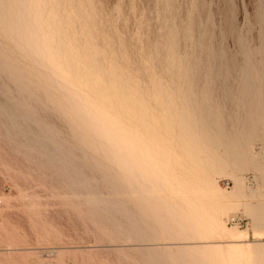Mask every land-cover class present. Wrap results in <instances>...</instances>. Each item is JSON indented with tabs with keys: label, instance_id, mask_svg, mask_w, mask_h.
Returning <instances> with one entry per match:
<instances>
[{
	"label": "rangeland",
	"instance_id": "1",
	"mask_svg": "<svg viewBox=\"0 0 264 264\" xmlns=\"http://www.w3.org/2000/svg\"><path fill=\"white\" fill-rule=\"evenodd\" d=\"M0 1H2V0H0ZM14 1L15 0H12V1L11 0L10 1H4L3 0V2H0V6L2 3V8L7 7V10L4 9V10H6L7 14H5V12H3L4 14L2 13L3 9L0 11V14L2 13L0 15V18H1L0 22H3V25H4V23L6 21V25L4 26L5 32L6 31L8 32L9 28L12 27L11 25L8 26V24H7L8 22L6 19V18H8L7 15L11 14L10 10L12 11L16 7L14 9L16 11H14V10L13 11L18 12L17 9L20 7L22 8L25 4H26V7H24V8H26V10H27V8L29 7V4H30L29 1L32 2L30 4V7H31L32 4H34L36 0H34V2H33V0H27V1L25 0V2L23 0L24 4L22 2L19 3L21 0L20 1L17 0L18 2L16 1V3L18 5L23 4V6H20V7H18V5L16 6V4H14ZM44 1L45 2L49 1V2H47V4H45V2H44V5L46 7L48 5V3L51 4V2H54L55 0H53V1L44 0ZM59 1L62 2V4H63V2L65 3L67 0H62V1L59 0ZM75 1L72 0L73 3L71 1L70 2L68 1L72 5L69 4L68 2L65 3V5H67L68 9H70V10L72 7L76 6L77 8L74 7L72 10V12L73 11L77 12V13L73 12V14L76 16V20L78 19V16L83 15L81 17H83V19H86L87 21L86 20H84V21H86L87 23L83 22L81 19V20H77V21L79 23L81 21L83 24H78L77 21L75 20L74 15H73L74 19L68 20L69 21L68 22L67 18L69 16V14H70V16L68 19L73 18V16L71 17L72 12L70 13V10H68V12H69L68 13L66 10L67 6L65 7L63 5L64 9L66 10V11H64V9L62 8L63 7L62 4L59 5L60 2H58V0L55 1L56 3L54 2L55 3L54 5L51 4V6L54 8L55 7L58 8L59 6H62L60 8H62L63 11H61V9H60L59 14H58L57 12H58L59 8H58V10L55 8L57 11L56 10L54 11V8L50 7V4H49L48 8L46 7V10L43 9V11L45 10L44 12L41 11L42 12L41 14H44L42 16H44L45 19L47 18L46 15L48 16L47 12H49V16H52V15L56 16L57 15V16H59L58 18H60V15H61V17L66 16V19L60 18V22L63 24L62 25L63 27L61 28V30L63 31L64 30L63 28H65V31H66V32L64 31L65 33H67V31H69L67 35L65 34L64 38L66 39L65 43L66 44H67V42L69 43V44H67V46L70 44L71 45L75 44L72 47H71V45L68 46L70 49H72V48L75 49L76 48L75 46L78 44V46H77L78 49L76 48V50H75L76 51L75 63L82 66L83 65L82 63L86 58V59H88V63H86V65L88 64V66H89V64L94 63V62H92L94 58H96V60L97 59L99 60V61L97 60L99 62L98 64L94 63V65H93L94 67L93 66L90 67L92 64L88 67L90 70H92L91 71L92 76H90V77H89V75L91 74V72L89 71V69L85 68L86 66L85 67L82 66L84 68L83 72L81 70L82 68L79 69V70H81V73L78 69H77V71L75 70L76 74H75V72L71 73L74 76H71V79H70L71 74H70V71L68 70L67 65L65 63H63L65 66L63 64H62L63 65L62 66L60 63L58 65L57 63L62 62V59L60 57H58V55H55L54 51H53V52H51L54 54V55H52L53 56L52 61L50 62L49 59H47V62L49 61L48 63L50 65L52 62H54V59H55V62H54L55 64L52 66V64H53L52 63L50 66H52V68H54L55 65L57 64L56 66H58L59 70H57L56 69L57 67H55L54 72L56 70H57V72H60V70L62 71V72H60V74L55 72L56 74L54 73L55 74L54 75L53 73H50V72H53V69L51 71V67H49V65H48V67L50 68V70H48V68H46V67H43L45 65L47 66V64H48L47 62H45L46 59L44 61V58L42 57L43 55H41V57H40L42 59H40L38 57L39 61L36 60V58H37L36 55L38 56L40 54H43V52H39V53L33 52V55H35V58H34V56L32 54H30L32 51L30 53L27 52V48L30 50V47H26V46L30 43L26 42L27 40L25 38H22L20 40L19 39L20 37H18V39H17V34H16V32H14V30L12 28H11L12 31L9 30L10 32H8L9 36H8V34L4 33L3 30H2V32H0V35L3 33V34H6V36L8 37L7 38L6 36L1 35L2 39H0V40H2V41L4 39H5V41H9V39L11 38L10 39L11 43L15 44L17 41L20 40L19 42H17V44H18V46H20V44H21V46H20L21 48L19 47V49L22 52L21 53L19 51L18 47H16L17 45H15L16 48L13 47V52H14V54H13V52L11 50L12 47H10L12 44H10L8 42V44L7 45L5 44L6 45L5 46L4 45V43H6L5 41H3L4 42L3 44L0 43V45L2 44L5 47V48H3L2 45L0 46L1 47L0 48V56L5 50H7L9 48L11 50V51H9V53H7L8 50L6 52H4V54L7 53L9 55L8 56V55L3 54V56H5V59L2 56L0 57V58L4 59L3 63L5 64V66L2 65L1 61H3V60H0V66L2 65L3 67L7 68L6 67V62H7V65L9 67L8 69L11 70V73H10V70L7 69L10 73L9 74V73H7L8 71L5 68L3 69L2 66L0 67V70H1V68L3 70V71L1 70L2 73L0 72V108L2 107L0 109V111H1L0 114L1 113L4 114V115H2V114L0 115V264H172L173 259H174V261L178 260L177 263H176V261L175 262L173 261L174 264H193V263L194 264H204V263L205 264H264V169L254 170L256 168L253 169V167H251L247 162L244 164L243 167H241L239 169L235 168V166H236L235 162H236V159L238 158L239 155L243 156L244 158L248 157L247 159H249L250 157H262V158H264L263 157L264 156V123H262V122H264V121H262V120H264V100H263L264 97H262L264 95V78H262V77H264V0H87V1L82 0L81 2L84 4H81V2L79 0L77 2H75ZM6 2L9 3L7 5L11 4L13 6V8L10 6L8 7L6 5ZM78 2H80V3H78ZM4 3L6 6H4ZM76 3H78V4H76ZM80 5L81 6L83 5V8L80 7ZM69 6H71V7H69ZM84 7H85V9H84ZM49 8L50 9L52 8V9L48 10ZM75 8H76V11L74 10ZM0 9H1V7H0ZM20 10L23 11V8L19 9V11ZM77 10L79 11V13ZM82 10H83V12H82ZM23 12H25V10ZM54 12H56V15ZM60 13H62V14H60ZM13 14L14 13L12 12L11 15H13ZM66 14H68V16ZM79 14H81V15H79ZM86 14H87V17L89 16L88 18L86 17ZM84 17H86V18H84ZM79 19H80V17H79ZM43 20L44 19L41 18V21H43ZM47 20L49 21L48 18H47ZM61 20L64 22H62ZM70 21H73V22H70ZM43 23L45 24L46 21L44 20ZM66 23L69 25L71 23V25L73 27L76 24L77 27L75 26V28L73 30H71L70 28L67 27L68 25ZM84 23H85V26H83L84 28L86 27L88 29L90 27L88 30L85 28L87 31L83 27H80V26L84 25ZM45 26H46V24H45ZM64 26H66V27H64ZM0 27L2 29H4V27L2 25ZM60 27H61V25H60ZM45 28L46 27H44V29ZM6 29H8V30H6ZM41 29H42V27H41ZM82 29H84L82 32H84L88 35H92V36L89 37L88 35L86 36V34L83 35L84 33L81 32ZM36 30H38V29H36ZM76 30H77V32H76ZM12 32L15 33L16 38L13 36L14 34ZM40 32H43V34H40V33L38 34V35H41L40 37L43 36V38L40 39V40H43L42 41V44H43V42L48 41V39H47L48 32L46 29L45 30L46 36L44 35V30L43 31L40 30ZM10 33L13 34L12 35L13 37L12 36L10 37ZM71 33H72V36H71ZM91 37L93 40L91 39ZM13 38L16 41H14ZM86 38H88L87 40H89V39H91V40L87 41ZM71 39H72V43H71ZM22 40L25 41L26 45L23 43ZM2 41H0V42H2ZM82 41L83 42L85 41L84 44L82 43ZM76 42H77V44H76ZM22 43L24 46L22 45ZM48 43H49V41L46 43V45ZM49 44L51 46V43H49ZM8 45H10V46H8ZM12 46H14V45H12ZM28 46H30V45H28ZM80 46H81V51H80ZM25 47H26L25 51L27 53H25L23 51V49ZM45 47H48V46H45ZM89 47H91L92 49H95L93 51L95 54L92 53L95 57L91 54L92 49ZM99 47L101 49H99ZM102 48H103L104 52L102 51ZM1 49H3L2 50L3 52L1 51ZM90 50H91V52H90ZM96 50H97V52H96ZM107 50L109 52H107ZM98 52L99 53L103 52V53L101 55H99ZM19 53L22 56L25 54V59L24 58L21 59L19 57V55H17ZM11 54H12V56H11ZM27 54L32 55L33 57L28 56ZM77 55H79V58ZM102 55L104 56V58ZM108 55H112V57L108 56ZM246 55H248V57ZM7 56H8V59L6 58ZM13 56H15V57H13ZM105 56L106 57L108 56L109 58L111 57L110 61L113 58L114 62H113V60L110 62L109 58L107 57L108 58L107 59V58H105ZM160 56H161V58H160ZM16 57H18V58H16ZM30 57H32V58H30ZM57 57H58V61H56ZM81 57H85V58H82V60H81ZM89 57H91V58H89ZM172 57L173 58L175 57V59H176V61L174 63V64H176V67L174 64H172L170 62V59ZM14 58L25 61V63H27L28 65L30 64L29 66L28 65L24 66L26 69V70L24 69V71H28L27 68H29V69L32 68L33 71L31 72V70H29L28 72L31 73L30 75H34V74L35 75L32 78V76H30L29 73L27 72L29 75L28 78L30 77L32 79H35V82L36 81L43 82L40 84L44 85L43 87L45 89L43 87H41V85H39V83L29 81V84L32 86L29 85V87H31V90L29 88L28 89L31 92V94L33 92H34V94L31 95L28 92L27 95L25 96L24 94H26L28 89H27V86L24 85V82H26L25 80H28V79H27V76H25L26 72L24 75H22L19 72L20 69L18 68L20 66V68H22V70H23L24 67H21V66L24 65V62L22 63L20 60H16L17 64L16 63L14 64L15 61L14 62L11 61V60H15ZM33 58L35 59V61H33L34 60ZM77 58L81 64L79 63V61L77 62ZM89 59H91V62H89L90 61ZM27 60H29L31 62H29V61L27 62ZM100 60H102V61H100ZM17 61L18 62L20 61L22 63V65H21V63L19 65V63ZM41 61H44V62H41ZM86 61L87 60L84 61V64ZM38 62H40L42 64L44 63V65L39 66ZM107 62H108L109 66L107 65V67H106L105 64ZM143 62H144L145 66L142 64ZM162 62H163V64L161 65ZM11 63L14 65H17V66L13 65L14 68L16 67L17 69L12 68L13 66H10V65H12ZM100 63H103L104 66H102L103 64L101 65ZM110 63H112L113 66H115V67H113ZM114 63L117 66L114 65ZM165 63H166V65H165ZM34 64H35V66H33ZM36 64H38V67H40V68H37L38 70L39 69L44 70V68H46L45 72H46V70H47V72L50 71L48 74L47 73L46 74L47 75L50 74V76H52L51 79H53V81L57 80V79L60 80V78H61V80H60L61 82L58 81L60 84L58 82H56V85H55L54 83H52L53 81H51L50 77L46 76L45 74L44 75L47 79H44V81H43L44 75L42 74V70H41V72L39 71L40 73L37 72L38 70H34L37 66ZM206 64H208V65H206ZM60 65L62 66V68L67 67L65 69V71L62 70ZM96 65H98L99 67ZM78 67L79 66H77L76 68H78ZM105 67L107 69H109L111 67H113V68L109 69L108 70L109 72H108L107 69H105ZM117 67H118V69H117ZM246 67L249 68L250 72L252 71L249 79H250L251 83L252 82L253 83H252V90L248 94L249 97H248L247 101H244V103L246 105H244L243 100L240 98V94H241L240 88L243 85V79L245 78L244 77L245 71H243V70H245ZM94 68H95V70L93 71ZM144 68L146 70H144ZM186 68H187V70H186ZM13 69L18 70V72L15 71L17 77L21 74L22 76H20V78L22 79V77H23L25 79V80L22 79V81H23L22 83H20V84L18 83V82H21V81H18L19 78H18V80H15V79H17V77L14 78V75L12 74ZM112 69H114V70H112ZM170 69H171V72H170ZM22 70H21V72H23ZM86 70L89 71V73H87V72L85 73L84 71H86ZM96 70L101 71L103 75L97 74V73H101V72H98ZM111 70H112V73L114 74L113 76L109 75V73L111 74ZM121 70L124 71L126 76H123L124 74ZM177 70H178V72H177ZM202 70L204 73L202 72ZM78 71H79V74H82V76L83 75L85 76V74H87V76H85L86 79H83L84 77L82 79L85 82H87V85H86V83H84V84L86 85L87 88L90 89V90L88 89V91L92 90L90 88V85L88 84L90 81L94 82V80H95L94 85L96 84V79H90L91 77L92 78L95 77L96 74L101 76V77L98 76V78L95 77V78H97L98 82H100L99 78L103 79L105 76H108V77L110 76L109 77L110 79L114 78L113 80H111V81H114L113 83H116L115 81L117 80V83H118V85L116 83L117 89L115 88L116 91H114V88H112V87H116V85L113 83H110L109 82L110 79L106 77L108 79V81L106 78L103 80L106 82V85L108 86L109 90H107L108 88H107V86H105L104 82L103 83L101 82L100 86H102V87L97 85L99 83L96 84L97 87H100L101 89L98 88V89H96V91L92 90V92H87V89L83 86L84 84L81 82L83 80L79 77L80 75L77 73ZM114 71H118V74L120 73L119 74L120 76H118V74L116 76L115 73H117V72H114ZM241 71H243V72H241ZM45 72L43 71V73H45ZM105 72L106 73L108 72V73L106 74ZM221 72L223 73V75L220 74ZM37 73L40 76L37 77L36 76ZM63 73L65 75H63ZM94 73H96V74H94ZM170 73H172V75H170ZM239 73H241V74H239ZM57 74H59V75H57ZM194 74H196V75L193 76ZM8 75L11 76L10 78L13 77V79L11 80L10 78H8L9 77ZM53 75L55 76V78H53L54 77ZM56 75L59 77L57 78ZM77 75L80 79L77 78ZM67 76H68V80H71V82H69L67 80ZM36 77L37 78L40 77L41 80L37 79ZM87 77H88V81H87ZM118 77L120 79H118ZM121 77H123L125 84H123ZM125 77H127V80L129 79V81L131 79L130 82L135 81L136 85L133 83V84H130L133 88L130 87V85H128L130 82H127ZM170 78H171V80H169ZM172 78H174L175 80H173ZM256 78H257V80H256ZM32 79H30V80H32ZM72 79H74V80L72 81ZM78 80H81L79 82H81L83 84V85L81 84L82 87L79 85L80 83L78 84V82H77ZM14 81H15V84L13 83ZM185 81H187V82H185ZM220 81H221V83H220ZM16 82H17V85H16ZM44 82H46V85ZM62 82L68 83L69 86L71 84H73L72 85L73 88L71 86V88H72L71 89L70 87H68V85L66 83H64L65 84L64 85ZM73 82L76 83V86L74 85ZM155 82H156L157 86H156ZM255 82H257V83H255ZM26 83L28 84V82H26ZM33 83H34V85H33ZM69 83H71V84H69ZM109 83L112 84V86ZM151 83L154 84V86ZM230 83H231V85H230ZM258 83H261V84H258ZM18 84H19V86H18ZM120 84L122 86L127 84L126 89H127V87H129V91H127V92H131V91L133 92V93L131 92V94L130 93H128V94H130V97L133 94H137L138 95L137 98L140 99V100L138 99V101H141V100L143 101L144 100V99H142L144 96L143 94H145V95L147 94L145 96L146 99L144 100L143 103L146 102L147 98H150V99H148V101L150 102L152 96L154 99L157 98V100L159 99L160 96L161 97L163 96L164 98L162 97V99H159L160 101H157L156 99H155L156 100L155 101L152 99L151 103L153 102L155 104V108L153 107L154 105L149 103V102H148L149 104L145 103V105H143L142 101L140 102L141 106L143 105L141 107L139 105L140 103L136 102L137 99L135 100L134 99L135 96L133 95L132 96L133 98L131 97V99H132L131 104L132 105L129 104L131 106L128 105L129 107L127 109V103L130 102V100H129L130 97H129V99H127L128 101L124 100V98L126 99L129 95H127L125 87L123 88ZM161 84L164 86H161ZM228 84H229V86H228ZM48 85L52 86L53 89H51V87H49ZM63 85H64V87H63ZM16 86H18V87H16ZM21 86H23L22 89H20ZM56 86H58L57 88H59V89H57L55 91L60 92V90H61V94L64 92L65 86L68 87L66 89L67 91L65 90V93L68 94V97H71V98L67 97V99H65L66 95L64 93L63 95H65V97H64L65 102L67 100H68V102H70V101H72V99L74 101L78 100L81 97V95H82V97H81L82 99L80 98L79 102L80 101L82 102L83 98L86 100L84 95L87 94V97L91 98L90 99L91 101L89 100L90 102L88 101L89 103H87V101L84 102L85 100H83V102L85 104L83 102H82L83 104H81V102H80L81 105L78 103V105H79L78 110H80V111L82 110L83 113H85L86 110L90 109L87 111V113L90 112V114L86 113L84 115L83 113H81L82 111L79 112V111H77V109H75L77 111L76 112L74 109L73 110L71 109V108L77 107L78 101L76 102V105H75V102H73L74 104L71 103L73 106H75V107H73L68 102L64 103V100L62 99L61 94L59 95L58 92H57L58 94L56 92L53 93V95L55 94L54 96H58V98L57 97L55 98L53 95H51L52 92L48 89H51L54 92V89H56ZM74 86L77 88V91L82 90L81 92H83L84 94L81 92L76 93L77 91H76V88ZM155 86H156V88H154ZM182 86L184 89L182 88ZM79 87H81V88H79ZM103 87L104 88L106 87L105 88L106 90ZM118 87H119V92H118ZM164 87H168V88L165 89ZM172 87L174 90L172 89ZM17 88H19L20 90ZM23 88H26L27 91L25 89L23 90ZM41 88H42V90H48V91L44 92V95H43V93H40V92H42ZM69 88H70V90H69ZM137 88H138V90H137ZM139 89L142 90L143 94ZM152 89L153 90L157 89L158 92L156 90L153 91ZM163 89H165V90L163 91ZM175 89H176L177 93L174 92ZM180 89H181V91H180ZM221 89H222V91H221ZM38 90L40 92H36V93H39V95L35 94V91H38ZM186 90H189V91H187L189 93L194 91L193 92V96H194V100H195V102L193 103L194 106L193 105L192 106L186 105V103L183 99V97H185L184 92ZM261 90H262L263 94H262ZM106 91H107V95L106 94L105 95L108 98L110 97L109 100L111 99V102H108L109 100L106 101V97L104 98V96H105L104 93H106ZM108 91L112 92L113 94H115V92L119 93L116 95V97H118L121 100L119 101L118 98H116V100L113 99V97H115V95L114 96L112 95L113 97L109 96ZM134 91H135V93H134ZM149 91H151L153 94L155 93L156 97L151 92H150L152 94V95L150 94L151 97H148ZM168 91H169L170 95H168ZM19 92H21L22 94L21 93L19 94ZM48 92H50L51 99H49L50 96H49ZM67 92H71L72 95H71V93L69 94ZM96 92H102V93H100L103 97V98L100 97L101 100H98L99 99L98 97L101 95H99V93H97L98 94L97 95ZM120 92L123 95L125 94V97H122L123 95ZM139 92H140V94H139ZM45 93L48 94L47 95L48 98H47ZM73 93H74V95H75L74 97L76 99L74 97L72 98ZM89 93H92V94H89ZM93 93H94V95L96 94V96H98L97 97L98 99L96 97H95L96 99L93 98ZM174 93H176V94H174ZM226 93H227V95H226ZM76 94L78 95L79 98L76 96ZM88 94H89V96H88ZM178 94H179V96H178ZM232 94L234 96H232ZM29 95H31V96H29ZM167 95L169 96L168 98H167ZM27 96H29L30 98ZM120 96L123 98V101H122V98H120ZM141 96H142V98H141ZM224 96H225V98H224ZM52 97H54V100L56 99L54 102H56L58 100L57 103L52 102L53 101ZM179 97H180V99H179ZM173 98H176V99H173ZM60 99L63 100L61 102H63L64 105L60 102ZM117 99H118V102H117ZM95 100H98V102H96ZM102 100H104L106 102H104ZM205 100L208 101V107L205 111L206 116L204 115L205 112L202 109L203 105L201 103ZM92 101L94 103L96 102L98 104L96 106H99V102L100 103L102 102L101 103L102 106L100 104V107L102 109L99 107L101 110L97 111V109H99V108L95 107V105L93 104ZM115 101L117 103L120 102L119 105L120 104L121 105L118 106V104ZM174 101L177 103V104L176 103L175 104L178 105V107H176V105L174 104ZM254 101H256V102H254ZM43 102L46 104H44ZM91 102L94 106L92 104L90 105ZM103 102L105 103L104 105H103ZM132 102L138 103V106H136V107L142 108V110L144 109L143 111H145V113L142 112L141 109H140L141 111L140 110L137 111L136 110L137 108L135 107L136 104H134ZM163 102H164V104H163ZM108 103H112V104H108ZM156 103H159V104H156ZM160 103H161V105H160ZM22 104L23 105L25 104V106H23ZM61 104H62V106H64V108H66V110L68 111V113H70V115L72 114L73 111H74L73 113H76L75 115L72 114V115H74L73 116L74 118H75V116H77V114H80V115H78V117H76L77 120L72 118L73 120H75V121H73V120L72 121L76 122L77 124H74L73 122L70 121L72 116L69 115V117H68V113H66V114L64 113L65 115L63 114L65 109L63 110V112H61L62 111ZM122 104H123V106H122ZM125 104H126V107L124 109ZM150 104L154 109H152V107H150ZM19 105H22V106L20 107ZM36 105L38 108L36 107ZM54 105H55V107H54ZM88 105L93 106L92 107L93 111L91 110L90 106L88 107ZM105 105H107V106L111 105L112 106V109H110L109 106L108 107L106 106V108H108L106 110H109V109L113 110V109H115V108H113V106L116 107L117 109L114 111V114L112 113L113 111L109 112L110 111L109 110L108 111L109 113H108L107 111L103 110V109H105V108H103V107H105ZM17 106H19V108H18L19 110L17 109ZM83 106H85V107L83 108ZM132 106H133V108H132ZM145 106H147L148 109ZM156 106H157V109L159 108L158 110L156 109ZM168 106L169 107L171 106L170 108H172V109H170ZM24 107L28 108L29 111H28V109L26 110ZM121 107H122V110H121ZM130 107L132 110L130 109ZM143 107H145V108H143ZM6 108L10 111V113L12 115L15 114L14 116H15L16 120L17 119L19 120L20 118H22V120L20 119L19 121L18 120L16 121L15 119H13L12 116H10L11 114L9 113V111ZM22 108H23V111L21 110ZM67 108H69V110ZM161 108H163V109L166 108L165 109L166 111L165 110L162 111ZM178 108H179V110H178ZM35 109H36V111H35ZM57 109H59V112L62 113L61 115H60V113H58ZM70 109H71V111H70ZM129 109L131 111L134 110L133 111L134 114ZM146 109L147 110L152 109L153 112L157 113L158 115L161 113V114H164L165 116L159 115L160 116L159 117L158 115H156L159 118L158 119L155 116V113L153 115V112L151 110L150 112H152V113H150V114L152 116H154L155 118L150 115L151 116V119H150V116H147V114H146V112H149V111H147ZM160 109H161V112L159 111ZM251 109H253L255 111H253V110L251 111ZM117 110H118V112H116ZM177 110H178V112H177ZM6 111H8L7 114H6ZM14 111L17 113L18 112L20 113L21 111L22 112L20 114L19 113L17 114V113H13ZM94 111H96L95 113L97 115H100L101 119H104L101 121L106 122V120H107V124L112 125L113 131H111V129H110L111 125H110V127L106 126V124L104 125L103 122H101L98 119L99 117L96 116ZM99 111H102V112L105 111V112H103V114L105 113V116H103L102 112H99ZM158 111H159V113H158ZM195 111H197V112H195ZM257 111H258L259 115H258ZM3 112H5V113H3ZM124 112H126V113L123 114ZM164 112H167V113H164ZM92 113H94L95 115ZM115 113H116V115H118V117L114 116ZM118 113H120V114H118ZM142 113L145 115L142 116ZM178 113H180V114H178ZM195 113H197L198 115L197 114L195 115ZM223 113H226V114H223ZM237 113H239V119L241 121H239V119L236 117V116H238ZM21 114L24 117L19 116ZM128 114H129V117H128ZM137 114L139 117L138 116L136 117ZM229 114H230V116H229ZM90 115H93V116H90ZM107 115H109V117H107ZM121 115L123 116V118H121L122 117ZM200 115L203 117L200 118L201 117ZM241 115H242V117H241ZM261 115H263V116H261ZM60 116L65 117L64 120ZM84 116L92 117V118L89 117L90 119L88 118V120H90V121H92L91 119H93L96 116L94 121H92L91 127H89L90 124L88 125V127H89L90 131H92L91 129L94 130L93 134H95V132L96 133L98 132L100 134V137L102 136L101 137L102 141L104 140L103 137H105L106 142L103 141L101 143L100 138H99L98 139V142L100 143L99 144L97 142V139H96V137H99V134L97 133L98 136H97V134H95V136H94L89 131H87L88 130V128H87L88 123L85 122L86 120L84 119L85 118ZM110 116H112L113 118ZM177 116H179V117H177ZM195 116L197 119L195 118ZM25 117H26V119H25ZM82 117H83V119H82ZM104 117L110 118V120L107 118L105 119ZM125 117H127V118H125ZM132 117H133V119H132ZM134 117H135V119H134ZM141 117H143L144 119ZM146 117H148L147 120L145 119ZM164 117H168L167 122L165 121L166 118H164ZM246 117H248V118H246ZM250 117L251 118L253 117V118L251 119ZM29 118L34 119V121L39 120L38 122H40L41 124L40 123L37 124V122H34V121L30 120ZM67 118L69 121L65 120ZM118 118H120V120ZM128 118L131 120L132 123L134 122V125L133 124L131 126L129 125L131 123H129L130 120ZM136 118H138L139 120L138 119L136 120ZM256 118L258 121L256 120ZM23 119H25V120H23ZM121 119H124V122L122 120L123 126L121 123L118 124V122H120ZM148 119H150V120L148 121ZM160 119L162 120L163 123L160 121ZM181 119H183V123L188 122L185 124V126L188 127V130L186 131V133H188L189 131L195 130L194 131L195 133L190 132V133H188V135L193 139V141L197 145V151L196 152L194 150H190L189 153H187V154L185 153L184 139L186 140L187 137L185 135L186 133L181 131V128H180V125L182 124ZM189 119L191 120V122H189ZM223 119L226 120L227 122L225 123V121H223ZM81 120L82 121L84 120V124ZM116 120L117 121L119 120V121L117 122ZM125 120H129L128 122L126 121L129 126L126 125ZM196 120H198L199 125H197L198 123ZM205 120L207 122H204ZM209 120H211V123H209L210 122ZM233 120H234V122H233ZM14 121L16 122L15 125H14ZM67 121L69 123H71V125L73 124L72 127L76 125V127L78 128L77 125H80L79 127L84 128L83 132H82L81 128H79V129H81V131H78L77 128L75 127L76 130L78 131V133L82 132L85 134V132H87L86 133L87 136H88V134L93 135V137L95 138L93 144H95V142H97V144L93 145L92 144L93 141H91V140H93L92 139L93 137L90 136V139H91L90 140L89 136H88V139L91 142V144L87 145L89 143L87 137L85 135H80V133L78 135V133L75 131V128L74 129L71 128V125L68 124ZM110 121H111V123L109 124ZM112 121H114V123ZM139 121L142 123L140 124ZM157 121L161 122L162 125L165 123L164 124L165 126L164 125H163V127H162V125L160 126L159 123L157 124ZM217 121H218V123L220 121L221 125L218 124ZM249 121H251V122H249ZM253 121H255L256 123H254ZM11 122H13V124ZM96 122H97V125H96ZM152 122H153V124H152ZM232 122H233V124H232ZM245 122L247 124V128L249 129V131H248V129L245 128L246 127ZM257 122H258V124H259V122H260V124L262 123V125H260V124L257 125ZM32 123H34V125ZM80 123H82V125H84L86 128L84 126H82ZM93 123H94V125H93ZM101 123L104 126H106V128L108 130L107 129L105 130V127L103 125H101ZM135 123H138V124H135ZM189 123L190 124L192 123L194 127L190 126ZM204 123H206L209 126H211V124H212V127H210L211 130L209 128L207 129V125ZM201 124L206 125V127L204 125H201ZM40 125L42 127H46V128L48 127V129L45 131L44 129H46V128L42 129V127H40ZM95 125L98 126L97 128L99 130L96 128ZM116 125L117 126L120 125L118 127V128H120V130L116 129V127H117ZM137 125L138 126L140 125V126L138 127ZM176 125H177V127L175 128ZM239 125H240V127H239ZM68 126H70V128ZM92 126H94V127H92ZM125 126H127V127H125ZM135 126H137L139 129L136 128ZM149 126L151 128L155 127L156 128V129L154 128L155 130H157L158 126H160V128H158L159 132L157 133V131L151 129ZM168 126H170L171 128ZM214 126H215V129H214ZM253 126H254V128H253ZM258 126L259 127L261 126L262 128L261 127L258 128ZM103 127H104V129H103ZM133 127L135 128V131H134ZM161 127L163 128V131L161 130L162 129ZM190 127H192V128H190ZM124 128H127V129L125 130ZM164 128L167 131L164 130ZM167 128H169V129H167ZM202 128H204V129L202 130ZM231 128H233V129H231ZM238 128H240V129H238ZM257 128H258L259 133L258 132L256 133ZM30 129H32V134L30 133L31 132ZM35 129H37V131H38V132L36 131L37 133L34 132ZM71 129L74 130L73 132H76L77 134L71 132ZM115 129L117 130V133H115V135L120 134L121 136L119 135L120 136L119 138H121V142H122V143L120 142L122 144V145L120 144L122 147L119 148V150L116 148V150H118V152L120 151L119 152L120 154L123 151L125 152V153L123 152V156H122V154L119 155V153H118V156L121 158V159L119 158L121 160L120 162H118V160H119L117 158L118 156L117 155L114 156V154H113V152L114 153L116 152V154H117V151L114 149V147L112 149H114L115 151L110 150L111 147L110 148L107 147L106 150L104 148H101V144H102V147H104V145L105 146H107V145L112 146V145H111V143H109L108 137L101 134L100 131L105 130L107 132L111 131L109 133H113L116 131ZM123 129H124V132L126 131L127 133L126 132L123 133ZM136 129L138 130L137 133H136ZM170 129L171 130L173 129L175 132H173V130L170 131ZM213 129L215 130V132ZM236 129H237V132H236ZM242 129H243V131H242ZM139 130L141 132L142 131L144 132L143 135L145 133H146V135L145 136L140 135L141 132H139ZM253 130H254V132H253ZM39 131L41 133L38 135ZM48 131H50L49 132L50 135L48 133L46 135L43 134V133L48 132ZM201 131H202V133H201ZM207 131L211 132V133L214 132V133L209 134ZM245 131H247L248 133ZM153 132H155L156 135H154ZM163 132H165V134ZM223 132H225V133H223ZM28 133H30V134H28ZM51 133L53 136L51 135ZM131 133H133L134 136L136 133V136H135L136 138ZM168 133H171L170 135L173 134L171 136L172 138L169 136ZM205 133H207L208 136L211 135L209 137L212 139H210ZM239 133L242 135H240ZM177 134H178V136H177ZM180 134L183 136V138L180 136ZM195 134H197V135H195ZM222 134H224V135H222ZM29 135H31V137L33 135V138H31ZM41 135H44V136H41ZM75 135L77 136V138ZM124 135H126V136H124ZM128 135L129 136L131 135L132 137H130V138H133V139L130 140V138L127 137ZM137 135H139V136H137ZM203 135H206L207 137L206 136L204 137ZM237 135H238V138L236 139ZM39 136H40V138H39ZM81 136L86 137V138L85 139L81 138ZM123 136L125 137V139L123 138ZM227 136L229 137L228 141H225L227 139ZM241 136H243L244 140L242 139ZM43 137H45V138H43ZM48 137H49V139H48ZM51 137H54L55 139L58 138V140H60L62 142V143H60L59 148L60 149L63 148L64 149V150L62 149L63 152H59L62 150H60L58 148L56 149V147L58 146L56 144L58 140L56 141L54 138H53L54 139L53 140ZM137 137H139V138H137ZM165 137L167 138V140L165 139ZM173 137H175L176 139H174ZM213 137H215V139ZM46 138L48 139L47 142H45L47 140ZM50 138L52 140L49 142ZM143 138H145L146 140L145 139L143 140ZM147 138H148L149 142L147 141ZM163 138H164L166 145L163 144V140H162ZM223 138L225 139L224 141H223ZM82 139L84 141H82ZM135 139L137 141H135ZM151 139H152V141H151ZM173 139H174V141H173ZM202 139H204V140H202ZM35 140H37L38 142L36 141L34 143L33 141H35ZM85 140L87 141L86 142L87 144L85 143ZM124 140H126V141L128 140L129 141V142L127 141L128 144ZM142 140L144 141V145L142 144V142H143ZM175 140H177L178 144L175 142ZM206 140H209L208 141L209 146H208V143ZM52 141H53V145L55 144L57 146H55V145H54L55 147L50 146ZM60 141H58V143ZM130 141H131V143L135 141L134 144L136 143L138 145L135 144L136 147L134 148L135 145L133 143H132L133 144L132 145L130 143ZM140 141H141V143H140ZM198 141L201 142L200 143L201 146L199 145ZM249 141H251V142L249 143ZM39 142H41V143H39ZM42 142L46 143V144L44 143L43 148H41L42 147L41 145L43 144ZM80 142H82V145L85 144L87 146V148L85 149V147H86L85 145H84L85 147L83 146L84 148H82V145ZM167 142H169V143L167 144ZM171 142H173V143H171ZM220 142L221 143L223 142L222 143L223 146ZM246 142L248 144H246ZM47 143L49 144L50 147L48 146ZM123 143H124V145H123ZM156 143L160 146V148H157L158 146ZM160 143H162V145H164V146L160 145ZM210 143H211V145H210ZM214 143H216V144H214ZM225 143H227V147L225 146ZM171 144H172V146H171ZM32 145H34V146H32ZM96 145L100 146V149H98L99 148L98 146H97L98 148L95 147ZM146 145L149 149L146 148ZM168 145L173 147V148L169 147V149H168L167 148ZM212 145H215V146H212ZM44 146H45V148H44ZM89 146H91L90 148H93V149L89 148L90 149L89 150L88 149ZM123 146L125 147V149H127V147L129 148V146L131 148H129L130 150L129 149L125 150L123 148ZM181 146L184 149H182ZM139 147L142 148V151H140L141 148L139 149ZM175 147L176 148L179 147V148L176 149ZM212 147H215V149L213 150ZM94 148H97L98 150H96ZM162 148L163 149L166 148L164 150L165 152L162 151L163 150ZM207 148H209V149H207ZM218 148H220V149L218 150ZM154 149H156L158 151L157 152L155 150L156 155L159 154L160 156L152 155V154H155ZM170 149H173L174 151L173 150L170 151ZM191 149H195V148L192 147ZM135 150H137V152H135ZM144 150L149 151V152L145 151L148 154H146L144 152ZM151 150L153 152H151ZM198 150H200V153L198 152ZM230 150L233 152V155L235 157L231 155ZM52 151H53V153H52ZM127 151L129 153L132 151L130 153L131 155H129ZM54 152L56 155H54ZM235 152H236V154H234ZM126 153L128 155H126ZM179 153H180V155H179ZM227 153H229V154H227ZM48 154H49V156H48ZM52 154L54 155V157ZM57 154H58V158H57ZM66 154L67 155L69 154L71 160H73L75 162L71 161V162H73V163H71L69 160H67V161H69L70 164L67 161L64 162V159L62 158V156H64V158H65ZM124 154L127 156V159H125L126 157ZM136 154L138 155L139 158L141 155L142 156L149 155V156H148V158L146 156H144L146 159L145 160L142 156L139 159ZM176 154H177V156H175ZM181 154H185L186 156L187 155L188 156L187 157L185 155L182 156ZM217 154L223 155L220 157L226 158L227 161L225 159L224 160L229 165L227 164L226 167H222L220 169L221 171L218 170V173L220 172L219 175H218V173L213 174V176L216 175L213 177L217 182L214 185L215 188L213 186H207L204 182H203L204 186L199 185V184H202V180H204L203 178H206V177L208 178V173H209L207 166H205L203 163H201L202 162L201 160L207 156L214 158V156H216ZM244 154H246V155H244ZM59 155H61V157ZM109 155H112L113 158L115 157L114 159H112L114 161L110 160L112 157ZM134 155H136V156H134ZM228 155H229V158H228ZM151 156H152V158L157 157L156 160H158L159 162L156 161L155 158L152 160ZM164 156H166V157H164ZM178 156H179V158H177ZM202 156H204V157H202ZM48 157H50V158H48ZM55 157H56L57 161L55 160ZM102 157H104V158H102ZM107 157H108V159H107ZM158 157H160V158L163 157L164 160H163V158L159 159ZM189 157H192V158H189ZM230 157L232 159L234 157V159L232 160ZM59 158L63 159V160H61V162H63V163H61L60 160H58ZM70 158L68 156L66 157V159H70ZM128 158H129V160H131V158H133L134 159V160L132 159L133 162H129ZM170 158L172 161L170 160ZM223 158H220V159H223ZM115 159H116V161H115ZM122 159L126 160V162L124 160L122 161ZM136 159H137V161L139 160L138 161L139 163L136 162ZM142 159H144L143 161L149 162L151 164L153 171L151 169V166H149L150 164L149 163L146 164L145 162H142L141 161ZM150 159L152 161H154L155 165L153 164V162ZM179 159L182 162L184 161L183 163H185L182 166L183 169H182V167L180 169V167L175 166L177 162L182 163ZM140 161H141V164H140ZM193 161H194V163H193ZM228 161H230V163ZM263 161L264 160L262 159L261 162L263 163ZM114 162H116V164L120 163V165H122L123 162L127 163V166L125 164L122 166H124L125 168L126 167L129 168V169L126 168L127 170H129L128 172H126L127 175L129 172H131L133 170L132 173H130V174L135 176L136 179H133L134 181L139 180V183L142 182V181H140V179H139L140 175L138 176V174L140 173V174H142V176L144 174V177H147L149 179V186H148L149 188L146 187V185L148 184L147 178H145V180H147L146 182L143 181V182H145V184L140 183V185H138L139 183H137L136 186L139 187L138 191H137V187L135 185H133V187L134 188L136 187V190L134 188H132V186H130V185H132V183L129 184L130 180L129 179H128L129 181L127 180V178H130L129 177L130 174L128 175V177H127V175L124 174L125 177H127V178H125L123 176V173L126 171V169L125 168L123 169V167L119 166L118 164L117 165L120 169L119 168L117 169L116 168L117 165H114L115 164ZM134 162L138 163L137 166H136V164L134 165ZM58 163H59V165H58ZM216 163L217 164L219 163L218 160ZM61 164H65V165H61ZM73 164H74L75 168L71 167V166H73ZM139 164L141 167H143V166L144 167L143 168L139 167L138 166ZM172 164H173V166H172ZM60 165L63 167V169H61L62 167ZM101 165H102V167H99ZM104 165H105L106 170L103 168ZM130 165H132V167ZM133 165H134V167H136V168L139 167L141 170H144V171H142V172L138 171L137 172L138 169L136 170L133 167ZM168 165H170V166H168ZM245 165H247V166H245ZM58 166H60L61 168ZM66 166H68V167H66ZM190 166H191V168H190ZM249 166H250V168H249ZM121 167H122V170H121ZM149 167H150V169H149ZM170 167H172V168H170ZM173 167H174V169H175L174 171H176V173L181 172L180 174H178L179 176L174 171H173L174 172L173 173L172 170L169 172V170L173 169ZM193 167H194V169H192ZM203 167L205 170L203 169ZM67 168H69V170ZM71 168H72V170L70 171ZM145 168H147V170ZM160 168H161V171L166 170V173L164 172L165 175L163 174V172H160ZM195 168L196 169L198 168V169L196 170ZM148 169L151 170L152 172L149 171ZM120 170H121V173H120ZM145 170L149 174L146 173ZM114 171L117 172V175H116V172H114ZM122 171H123V173H122ZM190 171H192V172H190ZM205 171H208L207 174L205 173ZM199 172H200V174H199ZM112 173L113 174L115 173L114 175H116V177L119 176V177H121V179L123 177V179H126L127 181L126 182H124L125 180L124 181L123 180L117 181L120 178L118 177L115 179V176L113 177ZM150 174H151V176H150L151 178L149 177ZM166 174L167 175L173 174V175L166 177L167 176ZM174 174L176 177L174 176ZM152 175L154 176V178L156 177V180H154L152 178L153 177ZM180 175L183 176V179H184L183 181H182V178ZM198 175H200L201 179ZM204 175H206V177ZM177 176H178L179 180H181L180 183L183 182L184 184L178 183L179 181L177 180ZM110 177H112L111 180H110ZM162 177H164V179ZM169 177H170V179H169ZM132 178H134V177H132ZM140 178H141V176H140ZM161 178L164 181L163 183H161L162 181H160ZM167 178H168V181L166 182ZM175 178H176V180H175ZM185 178H190V180L193 179L192 180L193 183L191 181H190L191 182L190 183L188 181V179H185ZM157 179H160L159 180L160 182L157 181ZM141 180H143V179L141 178ZM152 180L154 183L151 182ZM235 180L239 181L241 186H243L242 188L244 189V193L242 196H231L230 194H227V193H231ZM132 181H130V182H132ZM136 181L134 182V184L136 183ZM185 181L186 182L188 181L189 182L188 185L189 186L192 185L191 187H193V186L198 187L199 186L198 187L199 189L196 187H195L196 189L195 188L192 189L191 187H190L191 188L190 189V188L186 187L187 185H185V184H187V183H185ZM114 182H115V184H114ZM150 182L153 185L154 184L156 185V183L159 182L160 185H158L159 184L158 183L156 187H154L152 184L151 185L154 188H156V191L162 190V192L161 191L155 192L154 188H152L153 190L150 189ZM126 183H127V185L125 186ZM112 184L114 185V187ZM162 184L166 185L165 187L170 186L169 190H170V188H173V191H172V189L169 191L165 188L166 191L163 192L162 188H164V186L162 187ZM141 185H143L144 187L142 188ZM118 186H119V189H118ZM121 186H123L124 188ZM127 186H129V187H127ZM89 187H90V189H89ZM115 187H116V190H114ZM158 187H159V189L157 190ZM144 189H145V191L151 190L152 192L151 191H150L151 193L150 192L149 193L144 192L143 191ZM148 189H150V190H148ZM211 189H213V190H211ZM215 189L217 190L216 193H215V191H216ZM93 190H94V192H93ZM127 190L128 191L130 190L129 192L132 194L127 192ZM201 190H204V191H201ZM250 190H252V191H250ZM153 191H154V193H153ZM223 191L225 192L226 196H222V193H224ZM249 191L252 193H250ZM134 192H136V193H134ZM192 192H194V193H192ZM197 192L199 194H197ZM200 192H202V193H200ZM212 192H214V193H212ZM141 193H143V194H141ZM156 193H158V195ZM136 194L139 197L136 196ZM185 194H186V196L188 194L187 197H189V198H187L185 196ZM201 194H202L203 198L201 196V198L199 199ZM205 194H209V195H205ZM210 194H212V195H210ZM190 195L193 198L192 197L190 198ZM196 195H199V196H196ZM217 195L219 197H217ZM194 196L197 197V200L200 202V206L198 204L199 202L198 201H197L198 203L196 202V200H195L196 198H194ZM211 197H212V199H211ZM224 197H226V198H224ZM155 198H157V199L160 198V199L157 200L158 201V202H156L157 205L154 206L153 202H154V204H156ZM182 198H184V199H182ZM218 198H219V201L221 199L223 200V201L222 200L220 201L221 205L223 204L222 207L224 209H229V212L226 214V216L224 215L221 220L215 222L214 221L215 215L213 216L212 213L210 214V211L213 212V210H214V214H216V208L214 206V201L216 199L218 200ZM227 198H229V200ZM191 199L194 200V201L192 200L194 203L190 202ZM202 199L206 200V201H204V200L202 201L203 202L202 205L204 203H206V205H209L210 208L213 206L214 207L209 210V208H208L209 206L207 207L204 204L205 207L203 208L204 205L201 206V200ZM225 200H226V202H224ZM185 201H186V203H185ZM95 202H97V203H95ZM101 202H103V203H101ZM144 202H146V203H144ZM150 203H152V204H150ZM162 203H164L165 205ZM167 203H168V205H167ZM195 204H196V206H195ZM159 205L160 206L164 205V209L162 206H161L162 208L160 207V209H158ZM166 205H167V208L169 206V208L167 210H169L170 208H171V210L174 209V210H172V212L173 211L176 212L175 209H177V208L179 209V211L181 208H183L182 211L186 210V211H188L187 213L192 215V213H190L189 210L191 212L193 211V216H194V214H197V215L200 214L199 215L200 219L198 218L197 215H195L197 217H195L194 219H190L189 222H186L188 224H186V223H184L185 221L183 220V217L186 220V217L187 216L189 217L191 215H189V214L187 215V213H185L184 211H183V213H184L183 214V213H181L182 211L179 212L178 209H177L178 212H176L174 214L172 212L168 213L171 210L170 211L166 210L167 211V213H166V211H165ZM170 205H172V206L175 205V208H174V206L172 207ZM176 205H177V207H176ZM255 205H258V207L260 209V216H258V217H256V216L254 217V216L250 215V213H247L246 210H244L245 206L252 208ZM141 206H143V207H141ZM152 206H154V207H152ZM192 207H194V209ZM153 209H155V210L157 209V212H161V213H159L158 215L157 214L153 215V213H156L155 210H153ZM198 209H200V210H198ZM203 209H205V210H203ZM162 210H164L165 212ZM200 211L201 212L203 211L205 214L203 212L199 213ZM148 212L150 213L149 216L150 215L154 216V219H152L153 221L151 220L152 217L150 216L151 217L150 218L148 216ZM162 212L166 213V215L164 214V216H166L167 218L162 216L163 215ZM208 212H209V215L211 216L210 221L215 222L216 224L214 223V225H213L212 222L210 224V221L208 219L210 216L208 215ZM146 213H147V215H146ZM177 214L182 216V217H180V222L182 223V220H183V223H184V224L182 223L183 224L182 226H181L180 222H179L180 225H179V223L176 224L178 222L177 220H179L178 216H177L178 219H176L177 217H175ZM262 214H263V216H262ZM167 215L169 217H171V219L168 218ZM171 215L172 216L175 215L174 216L175 218H172ZM205 215H206V217L208 215V217L205 219H206V221H209L208 223L211 225V228L206 226L208 224L205 222V219L203 221V216L205 217ZM115 216H117V217H115ZM155 216L156 217L162 216L165 219L160 218V217L155 218ZM233 216L239 217L240 219L243 220L239 226L238 225L235 226L229 222L231 217H233ZM189 218H192V216ZM155 219L156 220L159 219V222L154 221ZM161 219H163V221H161ZM167 219H168V221L170 220L169 221L170 223L168 221H166L167 224H165L166 222H164V221ZM172 219H175V222H174V225H172L173 228H171L172 226H170V228H171L170 229L169 225L173 224ZM195 219H199V220L202 219L203 222L200 221L201 223L199 224V221L197 220L198 224H199L198 225V224H196L197 221ZM192 220H193V222L196 221L195 222L196 225H192V227L194 226V229H192L193 231L191 230L192 227H190V223L193 224V222H190ZM220 222H221V224H220ZM153 223L159 224V227L161 225L162 230L165 229L167 231L170 229L169 232H171V231H173V232H171V235L168 233V231L166 234H164L166 231L164 230L165 232L164 231L162 232L161 228L158 227L159 228L158 229L156 227L157 225L154 226ZM163 224H165V228H163V226H164ZM146 225L148 227H150V226L151 227L148 228ZM177 225L181 226L182 229H184V230H185L184 226H186L187 230L190 228V230H188L190 232V234L186 230L185 231L183 230L184 232H182V229H180L181 227L179 228ZM212 225L215 226L214 228H216V229H214V228L212 229V227H213ZM218 225L221 227H219ZM195 226L199 227V228L197 229V228H195ZM205 226L207 229H206V231H204L205 232L204 233V232H202L201 228H205ZM166 228H168V229H166ZM155 229H156V231H154ZM229 231H237L238 233H241V234L243 233V234H242V236H240V238L236 239V241H237L236 244H232L231 246L227 247L228 239L226 238L227 237L226 235ZM175 233H176V235H175ZM169 235H170V237H169ZM177 237H179V238H177ZM258 241H260L261 244ZM256 242H258V243H256ZM257 244H260V246L259 245L257 246ZM208 246H210V250H209ZM196 247H198V248H196ZM166 248H167V250H165ZM188 249L192 250V251H189ZM241 249L243 251H241ZM154 250L155 251L157 250L158 252L157 251L155 252ZM157 254H159V255H157ZM218 254H220V255H218ZM195 259H197L198 261ZM204 260L207 262L202 263V261H204ZM180 261L181 262L184 261V263H181Z\"/></svg>",
	"mask_w": 264,
	"mask_h": 264
},
{
	"label": "bare ground",
	"instance_id": "2",
	"mask_svg": "<svg viewBox=\"0 0 264 264\" xmlns=\"http://www.w3.org/2000/svg\"><path fill=\"white\" fill-rule=\"evenodd\" d=\"M4 1H10V0H4ZM11 1H12V0H11ZM16 1H17V0L14 1V4H16V6H17L18 4L16 3ZM19 1H20V0H19ZM26 1H27V0H26ZM46 1H47V0H46ZM51 1H53V0H51ZM55 1H56V0H55ZM55 1H54V2H55ZM61 1H62V0H61ZM68 1H69V2L71 1V2H72V0H67L65 3H67ZM74 1H75V0H74ZM77 1H78V0H76L75 2H77ZM79 1L81 2L82 0H79ZM86 1H87V0H86ZM0 2H3V0L0 1ZM17 2H18V1H17ZM21 2L24 4L25 0H24V2H23V0H21L19 3H21ZM29 2H30V4L32 3L31 1H29ZM33 2H34V0H33ZM44 2H45L44 0H36L35 3L32 4L31 7H30V4H29V7L27 8V10H26V8H24V7H26V4H25L24 6H23V4H22V5L19 4L18 7L23 6L22 8H23V11L25 10V12H23L22 10L19 11V9H22L21 7L17 9L18 12H14V11H16V10H14L16 7L14 6V7H15V8L13 9L14 11H13V10H12V11L10 10V13L12 14V12H13L14 14L11 15V14L9 13L10 15H7L8 18H6V19H7V22H8V23H7L8 26H10V25L12 26V27L9 28V30H11V28H12V29L14 30V32H16V34H17V39H18V37H20V38H19L20 40H21L22 38H25V39L27 40L26 42H29V43H30V44L27 43V44L30 45V46H28V45L26 46V47H30V50L27 48V52L30 53V52L32 51L30 54L33 55V52H38V53H39V52H43V54H40V55H38V56L36 55V57H37L36 60H38V59L41 57V55H43L42 57L44 58V61H45V59H46L45 62H47V59H49V61L51 62V61H52V57H53L52 55L55 54V55H58V57H60V58L62 59V62H58L57 64L59 65V63H60V64L62 65L63 63H65V64L67 65V67H68V70L70 71V74H71V73H74L75 70L77 71V69L79 70V69H81V68H82L81 70H82V72H83V69H84V68H83L82 66H84V67L86 66L85 68H88L92 63L89 64V66H88V64L86 65V63H88V59H86L85 57H81V60H82V58H85V60H87V61L85 62V64H84V61H85V60L83 61V63H82L83 65H82V66L79 65V64H76V63H75V59H76V58H75V55H76V51H75V50H76L78 44H77V42H76V44H77V45L75 46L76 48H75V49H74V48L70 49L68 46H70L71 44L67 46V44H69V43L67 42V44H66V43H65V42H66V39L64 38V37H65V34L67 35L69 31H67V33H65V32H66V31H65V28H63V29H64L63 31L61 30V28L63 27V26H62L63 24L60 22V18H65V19H66V16H65V17H64V16L61 17V15H60V18H58L59 16L56 15V12H54L56 16H54V15L49 16V12H47V13H48V16L46 15V17L49 19V21H48L47 18L45 19V17L42 16V15H44V14H41V13H42L41 11H43V9L46 10V7L48 8V5H49L50 3H48V5L45 7ZM47 2H49V1H47ZM47 2H45V4H47ZM54 2H51V4L54 5V4L56 3V2H55V3H54ZM58 2H60V1L58 0ZM69 2H68V3H69ZM80 2H78V3H80ZM10 3H11V2H10ZM65 3L63 2V4H62V2H60L59 5L62 4V6L64 5V6L66 7L67 5H65ZM72 3H73V2H72ZM78 3H76V4H78ZM7 4H9V3L6 2V5H7ZM14 4H13V5H14ZM51 4H50V7H52ZM69 4H71V3H69ZM81 4H84V3L81 2ZM6 5H5V3H4V6H6ZM57 5H58V4H57ZM57 5H56V6H57ZM71 5H72V4H71ZM73 5H74V4H73ZM7 6H8V7L10 6V7L13 8V6H12L11 4H10V5H7ZM27 6H28V5H27ZM62 6H59V7H58L59 10H58L57 7H55V8L58 10V12H57L58 14H59L60 9H61V11H63L62 8L64 9V6H63V7H62ZM78 6H79V5H78ZM0 7H1L0 11L3 9V10H2V13L5 12V14H7V12H6L7 7H6V8H4V7L2 8V3H1V6H0ZM44 7H45V8H44ZM60 7H62V8H60ZM69 7H71V6H69ZM74 7H76V6H74ZM74 7H72L71 10H70V9H68V6H67V9H66L67 12H68V10H70V13H71ZM80 7L83 8V5H82V6L80 5ZM52 8H54V7H52ZM52 8H51V9H52ZM55 8H54V11L56 10ZM76 8H77V7H76ZM76 8L74 9L75 11H76ZM4 9H6V10H4ZM9 9H10V8H9ZM51 9L49 8L48 10H51ZM84 9H85V7H84ZM45 10H44V11H45ZM57 10H56V11H57ZM66 10L64 9V11H66ZM44 11H43V12H44ZM77 11H78V10H77ZM85 11H86V10H85ZM8 12H9V11H8ZM51 12H52V11H51ZM67 12H66V13H67ZM73 12H74V11H73ZM73 12H72V14H71V17L74 15ZM82 12H83V10H82ZM2 13H1V14H2ZM68 13H69V12H68ZM74 13H77V12H74ZM78 13H79V11H78ZM85 13H86V12H85ZM1 14H0V15H1ZM3 14H4V13H3ZM60 14H62V13H60ZM66 15L68 16V14H66ZM77 15H78V14H77ZM79 15H81V14H79ZM3 16H4V15H3ZM69 16H70V14H69ZM69 16H68V18H69ZM74 16H75V15H74ZM74 16H73V18H70V19L67 18V21H68V20H71V19H74ZM81 16H83V15H81ZM81 16H78V19H77V20H81V19H82L83 22L87 23V22H86L87 20H86V19H83V17H81ZM261 16H262V15H261ZM43 17H44V18H43ZM49 17H50V18H49ZM79 17H80V19H79ZM86 17H87V14H86ZM86 17H84V18H86ZM88 17H89V16H88ZM88 17H87V18H88ZM4 18H5V17H4ZM41 18L44 19V20L46 21V23H45L46 26H45V24L43 23L44 20L41 21ZM261 18H262V17H261ZM0 19H1V18H0ZM75 20H76V16H75ZM77 20H76V21H77ZM84 20H86V21H84ZM61 21H62V20H61ZM73 21H74V20H73ZM73 21H70V22H73ZM76 21H75V22H76ZM62 22H64V21H62ZM68 22H69V21H68ZM60 23H61V24H60ZM77 23H78V24H83L81 21H80V23L77 21ZM85 23H84V25H82V26H80V27L85 26ZM0 24L4 27V26L6 25V21H5L4 25H3V22H0ZM66 24H67V23H66ZM73 24H74V23H73ZM1 25H0V26H1ZM60 25H61V27H60ZM64 25H65V24H64ZM67 25H68V26H67ZM67 25H66V26H67L68 28H70L71 30H73V29L75 28V26H76V24H75L74 27H73V26L71 25V23H70V25H69V24H67ZM87 25H88V24H87ZM87 25H86V26H87ZM43 26L46 27V28L44 29ZM66 26H64V27H66ZM89 26H90V25H89ZM41 27H42V29H41ZM76 27H77V26H76ZM80 27H79V28H80ZM87 27H88V26H87ZM24 28H25V29H24ZM83 28H84V27H83ZM85 28H86V27H85ZM85 28H84V29H85ZM89 28H90V27H89ZM89 28H88V29H89ZM36 29H38V30H36ZM46 29H47V32H48V34H47V39H48L49 43H51V46H50L49 43L46 45V43H47L48 41H45V42H43V44H42V41H43V40H40V39H42L43 36L40 37L41 35H38L39 33H40V34H43V32H40V30H42V31L44 30V35L46 36V34H45V30H46ZM84 29H82L81 32H82ZM86 29H87V28H86ZM86 29H85V30H86ZM88 29H87V30H88ZM0 30H1L0 32H2V30H3L4 33H6V34H8V32H10L8 29H6V30H8V32H7V31L5 32V27H4V29H2V28L0 27ZM71 30H70V31H71ZM87 30H86V31H87ZM11 31H12V30H11ZM64 31H65V32H64ZM14 32H12L14 35H13L12 33H10V37H11L12 35L15 37V33H14ZM76 32H77V30H76ZM88 32H89V31H88ZM82 33H84V32H82ZM82 33H81V34H82ZM6 34H3V33H2L1 35L6 36ZM76 34H77V33H76ZM85 34H86V33H84L83 35H85ZM89 34H90V33H89ZM1 35H0V37H1L0 39H2V36H1ZM87 35H88V34H86V36H87ZM8 36H9V34H8ZM13 36H12V37H13ZM45 36H44V37H45ZM71 36H72V33H71ZM88 36L90 37V36H92V35H88ZM6 37H7V36H6ZM6 37H5V38H6ZM7 38H8V37H7ZM15 38H16V37H15ZM66 38H67V37H66ZM80 38H81V37H80ZM82 38H83V37H82ZM10 39H11V38H10ZM10 39H9V41H5V39H4L3 41H5L6 43H4L2 40H0V41H2V42H0V43H2V44L4 43V45H5V44L7 45L8 42H9L10 44H12L11 41H10ZM25 39H24V40H25ZM87 39H88V38H86V40H87ZM91 39H92V37H91ZM91 39H89V40H91ZM13 40H14V38H13ZM20 40H19V41H20ZM82 40H83V39H82ZM86 40H85V41H86ZM89 40H87V41H89ZM92 40H93V39H92ZM14 41H16V40H14ZM19 41H17V42H19ZM22 41H23V40H22ZM79 41H80V40H79ZM85 41H84V42H85ZM17 42H16L15 44H12V45H14V46H12V45H11V46L8 45V46L12 47V49H11L12 52H13V47H15V45H17L16 47H18V49H19V47L21 46V44H20V46H18ZM73 42H74V41H73ZM84 42L82 41L83 44H84ZM90 42H91V41H90ZM92 42H93V41H92ZM13 43H14V42H13ZM23 43L26 45L25 41H23ZM23 43H22V45H23ZM71 43H72V39H71ZM2 44H1V45H2ZM1 45H0V46H1ZM4 45H2L3 48H5ZM6 45H5V46H6ZM74 45H75V44H74ZM74 45L72 44L71 47L74 46ZM81 45H82V44H81ZM88 45H89V44H88ZM106 45H107V44H106ZM23 46H24V45H23ZM45 46H48V47H45ZM89 46H90V45H89ZM91 46H92V45H91ZM96 46H97V45H96ZM16 47H15V48H16ZM26 47H25L24 49L22 48L23 51H24L25 53H27V52L25 51V50H26ZM93 47H94V46H93ZM97 47H98V46H97ZM0 48H1V47H0ZM6 48H7V47H6ZM20 48H21V47H20ZM83 48H84V47H83ZM89 48H91V47H89ZM77 49H78V48H77ZM85 49H86V48H85ZM85 49H84V50H85ZM91 49H92V48H91ZM99 49H101V48L99 47ZM2 50H3V49H1V51H2ZM4 50H5V49H4ZM7 50H8V51H7ZM7 50H5L4 52L7 51V53H9V51H11L10 48L7 49ZM28 50H29V51H28ZM88 50H89V49H88ZM94 50H95V49H92V52H91V50H90L91 54L94 53V52H93ZM109 50H110V49H109ZM17 51H18V50H17ZM17 51H16V52H17ZM19 51L21 52L20 49H19ZM53 51H54V54L51 53V52H53ZM80 51H81V46H80ZM86 51H87V50H86ZM86 51H85V52H86ZM100 51H101V50H100ZM102 51H103V48H102ZM243 51H244V50H243ZM2 52H3V51H2ZM4 52L1 54V56L4 57V59H5V56H3ZM16 52H15V53H16ZM55 52H56L57 54H56ZM87 52H88V51H87ZM96 52H97V50H96ZM103 52H104V51H103ZM103 52H102V53H103ZM107 52H109V51L107 50ZM127 52H128V51H127ZM166 52H167V51H166ZM166 52H165V53H166ZM174 52H175V51H174ZM7 53L4 54V55H8ZM21 53H22V52H21ZM29 53H28V54H29ZM38 53H37V54H38ZM50 53H51V54H50ZM98 53H99V52H98ZM102 53H99V55H101ZM163 53H164V52H163ZM13 54H14V52H13ZM28 54H27V55H28ZM35 54H36V53H35ZM94 54H95V53H94ZM166 54H167V53H166ZM169 54H170V53H169ZM17 55H19V57H20L21 59H22V58L25 59V54L23 55L24 57H23L22 55H20V53L17 54ZM32 55H28V56H32ZM84 55H85V54H84ZM84 55H83V56H84ZM92 55H93V54H92ZM1 56H0V57H1ZM8 56H9V55H8ZM8 56L6 57L7 59H8ZM11 56H12V54H11ZM15 56H16V55H15ZM15 56H13V57H15ZM21 56H22V57H21ZM33 56H34V58H35V55H33ZM33 56H32V57H33ZM77 56H78V58H79V55H77ZM93 56H94V55H93ZM102 56H103V55H102ZM102 56H101V57H102ZM108 56H111V57H112V55H108ZM108 56H107V57H108ZM246 56L248 57V55H246ZM32 57H30V58H32ZM38 57H39V58H38ZM58 57L56 58V59H57L56 61H58ZM86 57H87V56H86ZM91 57H92V56H91ZM91 57H89V58H91ZM94 57H95V56H94ZM107 57L105 56V58H107ZM111 57H110V58H111ZM9 58H10V57H9ZM16 58H18V57H16ZM16 58H14L15 60H11V59H10V60H11L12 62L15 61V62H14V64H15V63H16V60H20V59H16ZM34 58H33V59H34ZM60 58H59V59H60ZM78 58H77V62L79 61ZM103 58H104V56H103ZM108 58H109V57H108ZM108 58H107V59H108ZM110 58H109V61H110ZM138 58H139V57H138ZM160 58H161V56H160ZM4 59L0 58V60H3V61H1V62H2V65L5 66V64L3 63V62H4ZM7 59H6V60H7ZM24 59H23V60H24ZM40 59H42V58H40ZM192 59H193V58H192ZM89 60H90L89 62H91V59H89ZM97 60H98V59H97ZM97 60H96V58H94L92 62H94L95 64H98V63H99V62H98L99 60H98V61H97ZM112 60H113V58L111 59V61H112ZM8 61H9V60H8ZM20 61H21L22 63L24 62V65H22V63H21ZM20 61H19V62L17 61V62L19 63V65H20V63H21V65H22L21 67H24V66H27V65H28L27 63H25V61H22V60H20ZM28 61H29V60H27V62H28ZM33 61H35V59H34ZM38 61H39V60H38ZM44 61H41V62H44ZM49 61H48V62H49ZM100 61H102V60H100ZM111 61H110V62H111ZM160 61H161V60H160ZM175 61H176L175 57H174V58L172 57V58L170 59V62H171L172 64H174ZM192 61H193V60H192ZM5 62H6V61H5ZM29 62H31V61H29ZM36 62H37V61H36ZM48 62H47V63H48ZM54 62H55V59H54ZM54 62H52L53 64L51 63L52 66L55 64ZM81 62H82V61H81ZM105 62H106V61H105ZM113 62H114V60H113ZM203 62H204V61H203ZM240 62H241V61H240ZM32 63H33V62H32ZM38 63H39V66H40V65H44V63H43V64L40 63V62H38ZM47 63H46V64H47ZM79 63H80V61H79ZM94 63H93L90 67H92V66L94 65ZM115 63H116V62H115ZM115 63H114V65H116ZM201 63H202V62H201ZM207 63H208V62H207ZM9 64H10V63H9ZM11 64H12V63H11ZM14 64H12V65H10V66H13ZM16 64H17V63H16ZM51 64H50V65H51ZM57 64H56V65H57ZM75 64H76V65H75ZM80 64H81V63H80ZM100 64L102 65L103 63H100ZM110 64L113 66L112 63H110ZM142 64L144 65V62H143ZM162 64H163V62L161 63V65H162ZM2 65H1V66H2ZM29 65H30V64H29ZM29 65H28V66H29ZM36 65H37V66H36V68H35L34 70H38L37 68H40V67H38V64H36ZM48 65H49V63L47 64V66L45 65V66H43V67L48 68V70H50L49 67H51V71H52V69H53V72H50V71H49L50 73H53V74H54V73L56 72V73H59V74H60V72H62L61 70H60V72H57V70H59V69H58V66L55 65V67H57V68H56L57 70L54 72L55 67L52 68V66H50V65H49V67H48ZM61 65H60V67L62 68V66H63L64 64H63L62 66H61ZM107 65H108V62L105 64V66L107 67ZM165 65H166V63H165ZM174 65H175V67H176V64H174ZM206 65H208V64H206ZM217 65H218V64H217ZM1 66H0V67H1ZM14 66H17V65H14ZM14 66H13L12 68H14ZM33 66H35V64H34ZM64 66H65V65H64ZM77 66H79V67L76 68ZM80 66H81V67H80ZM96 66H98V65H96ZM96 66H95V67H96ZM102 66H104V64H103ZM108 66H109V65H108ZM116 66H117V65H116ZM139 66H140V65H139ZM139 66H138V67H139ZM141 66H142V65H141ZM144 66H145V65H144ZM163 66H164V65H163ZM185 66H186V65H185ZM6 67H7V68H5V67L2 66V68H3V69L5 68L6 70L9 68L8 65H7V62H6ZM43 67H42V68H43ZM60 67H59V68H60ZM67 67H66V68H67ZM93 67H94V66H93ZM98 67H99V66H98ZM106 67H105V69H107ZM113 67H115V66H113ZM113 67H111V68H113ZM138 67H137V68H138ZM142 67H143V66H142ZM172 67H173V66H172ZM229 67H230V66H229ZM2 68H1V70H2ZM18 68L20 69L19 72H20L22 75H24L25 72H26L27 75L25 74V76H27V79H28V80H25L23 77H22V79H24L26 82H28V84H27L26 82H24V85L27 86V89L29 88V89L31 90V87H29V85H30V84H29V81H31V82H32V81L35 82V79H32L33 76H34L35 74H34V75H30L31 73L28 72V71L31 70V72H32V71H33L32 68H31V69L27 68L28 71H24L25 67L23 68V70H22V68H20V66H19ZM46 68H44V70L41 69V70H42V74H43V75L45 74L46 76H49L50 79H51L52 76H50V74L47 75L49 72H47V70H46V72H45V69H46ZM66 68H62V70L65 71ZM75 68H76V69H75ZM103 68H104V67H103ZM111 68H109V69H111ZM165 68H166V67H165ZM203 68H204V67H203ZM14 69H17V68L15 67ZM14 69H13V71H12V74L14 75V78H16L17 75H16V72H15V71L18 72V70H14ZM88 69H89V68H88ZM88 69H87V70H88ZM109 69H107V71H108ZM117 69H118V67H117ZM138 69H139V68H138ZM141 69H142V68H141ZM167 69H168V68H167ZM174 69H175V68H174ZM1 70H0V72H1ZM6 70H5V71H6ZM8 70H10V69H8ZM8 70H7V71H8ZM21 70H22L23 72H21ZM25 70H26V69H25ZM41 70L39 69L37 72L40 73ZM81 70H79L80 73H81ZM87 70L84 71V72H85V73H86V72L89 73V71H90V72L92 71V70H90V69H89V71H87ZM94 70H95V68L93 69V71H94ZM112 70H114V69H112ZM112 70H111V74L109 73V75H112V76H113L114 74L112 73ZM115 70H116V69H115ZM144 70H146V69L144 68ZM168 70H169V69H168ZM172 70H173V69H172ZM182 70H183V69H182ZM182 70H181V71H182ZM186 70H187V68H186ZM222 70H223V69H222ZM2 71H3V70H2ZM39 71H40V72H39ZM43 71H44L45 73H43ZM66 71H67V70H66ZM79 71L77 72L78 74H79ZM96 71H98V70H96ZM121 71H122V70H121ZM174 71H175V70H174ZM204 71H205V70H204ZM243 71H245V72H244V74H245L244 77H245V78L243 79V85H242L241 88H240V93H241V94H240V98L243 100V104L246 105V104L244 103V101H247V99H248V97H249L248 94H249L250 91L252 90V83H253V82L251 83V81H250V79H249V77L251 76V72H252V71L250 72L249 68H247V67H246L245 70H243ZM243 71H241V72H243ZM27 72L29 73L30 76H32V78L29 77V78L32 79V80H30V79L28 78L29 75H28ZM34 72H35V71H34ZM34 72H33V73H34ZM67 72H68V71H67ZM98 72H101V71H98ZM103 72H104V71H103ZM108 72H109V71H108ZM108 72H107V73H108ZM114 72H117V73H115L116 76H117L118 71H114ZM122 72H123V74H124L123 76H126L125 73H124V71H122ZM144 72H145V71H144ZM170 72H171V69H170ZM177 72H178V70H177ZM177 72H176V73H177ZM202 72H203V70H202ZM235 72H236V71H235ZM257 72H258V71H257ZM1 73H2V72H1ZM4 73H5V72H4ZM7 73H9V71H8ZM10 73H11V70H10ZM10 73H9V74H10ZM35 73H36V72H35ZM38 73H37V75H36L37 77L40 76V75H38ZM46 73H47V74H46ZM56 73H55V74H56ZM65 73H66V72H65ZM105 73H106V72H105ZM107 73H106V74H107ZM179 73H180V72H179ZM182 73H183V72H182ZM203 73H204V72H203ZM5 74H6V73H5ZM21 74L17 77V79H15V80H18V78H19L18 81H21V82H18V81H17L19 84L23 82L22 79L20 78V76H22ZM55 74H54V75H55ZM59 74H57V75H59ZM75 74H76V72H75ZM83 74H84V73H83ZM94 74H96V73H94ZM97 74L103 75L102 72H101V73H97ZM97 74L95 75V77L98 78V76H100V75H97ZM119 74H120V73H119ZM119 74H118V76H120ZM220 74L223 75L222 72H221ZM239 74H241V73H239ZM252 74H253V73H252ZM45 75L43 76V81H44V79H47V78L45 77ZM51 75H52V74H51ZM54 75H53V76H54ZM57 75H56V76H57ZM61 75H62V74H61ZM61 75H60V76H61ZM63 75H65V74L63 73ZM67 75H68V74H67ZM79 75H80L79 77H80L81 79H82L83 77H84L83 79H86L85 76H87V74H85V76H84V75L82 76V74H79ZM170 75H172V73H170ZM177 75H178V74H177ZM195 75H196V74H194L193 76H195ZM3 76H4V75H3ZM8 76H9L8 78L11 77L10 75H8ZM71 76H74V75L71 74V75H70V79H71ZM90 76H92V72H91V74L89 75V77H90ZM128 76H129V75H128ZM168 76H169V75H168ZM181 76H182V75H181ZM239 76H240V75H239ZM37 77H36V78H37ZM41 77H42V76H41ZM58 77H59V76H57V78H58ZM79 77H78V75H77V78H79ZM95 77H93V78L91 77L90 79H96V84L99 83V84H97L98 86L101 85V84H100L101 82H102V83L104 82L105 86H107V85H106V82H105L103 79H105L106 77L109 78L110 76H109V77H108V76H105V77L103 76V77H104L103 79H102V78H99V79H100V82H98V81H97V78H95ZM100 77H101V76H100ZM152 77H153V76H152ZM152 77H151V78H152ZM259 77H260V76H259ZM53 78H55V76H54ZM62 78H63V77H62ZM77 78H76V79H77ZM80 78H79V79H80ZM107 78H106V79H107ZM111 78H112V77H111ZM125 78H126V81H127V82H130V81H131V79H130V81H129V79L127 80V77H125ZM130 78H131V77H130ZM168 78H169V77H168ZM187 78H188V77H187ZM197 78H198V77H197ZM262 78H264V77H262ZM10 79L12 80L13 77L10 78ZM37 79L41 80L40 77L37 78ZM65 79H66V78H65ZM83 79H82V80H83ZM99 79H98V80H99ZM101 79H102L103 81H102ZM109 79H110V78H109ZM113 79H114V78H113ZM113 79H110L109 82H110V83H113L114 81H111V80H113ZM118 79H120V78L118 77ZM121 79H122V81H123V84H125V82H124V80H123V77H121ZM172 79L175 80L174 78H172ZM176 79H177V78H176ZM182 79H183V78H182ZM182 79H181V80H182ZM206 79H207V78H206ZM60 80H61V78H60ZM60 80L57 79V80H54V81H55V82H54L53 79H51V81H53L52 83H54L55 85H56V82H58V81H60ZM62 80H63V79H62ZM67 80H68V76H67ZM73 80H74V79H72V81H73ZM155 80H156V79H155ZM169 80H171V78H170ZM256 80H257V78H256ZM49 81H50V80H49ZM68 81L71 82V80H68ZM79 81H81V80H78V81H77L78 84L80 83V84H79L80 86H81L82 83H83V84L86 83V85H87V82H85L84 80L81 81L82 83L79 82ZM87 81H88V77H87ZM107 81H108V79H107ZM261 81H262V80H261ZM17 82H16V85H17ZM31 82H30V83H31ZM47 82H48V81H47ZM60 82H61V81H60ZM75 82H76V81H75ZM75 82H73V83H74V85L76 86V83H75ZM94 82H95V80H94ZM94 82H91V81H90V82L88 83V84L90 85V88H91L93 91H94V90L96 91V89L102 87V86L97 87L96 84H95V85H96V86H95V85H94ZM115 82L117 83V80H116ZM151 82H152V81H151ZM156 82H157V81H156ZM156 82H155V84H156ZM185 82H187V81H185ZM195 82H196V81H195ZM195 82H194V83H195ZM206 82H207V81H206ZM13 83L15 84V81H14ZM35 83H39V85H41L40 83H43V82H41V81H40V82L36 81ZM44 83H45V85H46V82H44ZM50 83H51V82H50ZM58 83H59V82H58ZM62 83L64 84V83H66V82H62ZM110 83H109V84H110ZM116 83H113V84L116 85ZM133 83L135 84L136 82H135V81H132V82H130L128 85L133 84ZM152 83H153V82H152ZM152 83H151V84H152ZM163 83H164V82H163ZM180 83H181V82H180ZM220 83H221V81H220ZM255 83H257V82H255ZM261 83H262V82H261ZM261 83H258V84H261ZM19 84H18V86H19ZM26 84H27V85H26ZM47 84H48V83H47ZM59 84H60V83H59ZM66 84L68 85V83H66ZM69 84H71V83H69ZM78 84H77V85H78ZM83 84H82V85H83ZM104 84H103V85H104ZM121 84H122V83H121ZM121 84H120V85H121ZM123 84H122V85H123ZM159 84H160V83H159ZM201 84H202V83H201ZM233 84H234V83H233ZM235 84H236V83H235ZM258 84H257V85H258ZM21 85H22V84H21ZM33 85H34V83H33ZM51 85H52V84H51ZM61 85H62V84H61ZM61 85H60V86H61ZM64 85H65V84H64ZM64 85H63V87H64ZM72 85H73V84H71L70 86L68 85V87L71 88ZM79 85H78V86H79ZM86 85L84 84L83 86L87 89V92H92V90H91V91H88L89 88H87ZM110 85L112 86V84H110ZM117 85H118V83H117ZM117 85H116V87H112V88H114V91H116L115 88L117 89ZM122 85H121V86H122ZM135 85H136V84H135ZM152 85L154 86V84H152ZM188 85H189V84H188ZM188 85H187V86H188ZM225 85H226V84H225ZM230 85H231V83H230ZM18 86H16V87H18ZM25 86H24V87H25ZM30 86H32V85H30ZM43 86H44V85H41V87H43ZM48 86L51 87V89H53L52 86H50V85H48ZM53 86H54V85H53ZM75 86H74V87H75ZM113 86H114V85H113ZM126 86H127V84L124 85V86H122V87H123V88L125 87V89H126ZM156 86H157V84H156ZM156 86H155L154 88H156ZM158 86H159V85H158ZM161 86H164V85L161 84ZM180 86H181V85H180ZM198 86H199V85H198ZM228 86H229V84H228ZM258 86H259V85H258ZM16 87H15V88H16ZM22 87H23V86H21L20 89H22ZM54 87H55V86H54ZM57 87H58V86H56V89H54V92H53L51 89H48V90H50V91L52 92L51 95H53V93H55V92H56V93L58 92L59 95L61 94V90H60V92H59V91H55V90L59 89V88H57ZM61 87H62V86H61ZM68 87L65 86V90H66ZM81 87H82V86H81ZM81 87H79V88H81ZM130 87H132V86L130 85ZM175 87H176V86H175ZM262 87H263V86H262ZM43 88H44V87H43ZM47 88H48V87H47ZM70 88H69V90H70ZM72 88H73V86H72ZM72 88H71V89H72ZM75 88H76V87H75ZM103 88H104V87H103ZM105 88H106V87H105ZM105 88H104V89H105ZM107 88H108V86H107ZM132 88H133V87H132ZM132 88H131V89H132ZM140 88H141V87H140ZM162 88H163V87H162ZM164 88L166 89V88H168V87H164ZM178 88H179V87H178ZM182 88H183V86H182ZM190 88H191V87H190ZM190 88H189V89H190ZM254 88H255V87H254ZM258 88H259V87H258ZM17 89H19V88H17ZM20 89H19V90H20ZM24 89L27 91L26 88H23V90H24ZM29 89H28V91L26 92V94H24L25 96L27 95L28 92H29V94H31V92L29 91ZM44 89H45V88H44ZM60 89H61V88H60ZM100 89H101V88H100ZM125 89H124V90H125ZM134 89H135V88H134ZM134 89H133V90H134ZM165 89H163V91H164ZM172 89H173V87H172ZM183 89H184V88H183ZM203 89H204V88H203ZM233 89H234V88H233ZM259 89H260V88H259ZM23 90H22V91H23ZM32 90H33V89H32ZM35 90H36V89H35ZM39 90H40V89H39ZM39 90H38V91H35V94H38V95H39V93H36V92H40ZM41 90H42V88H41ZM48 90H42V92H40V93H43V95H44V92H47ZM63 90H64V89H63ZM63 90H62V91H63ZM65 90H64V92L61 94V97H62V99L64 100V103L68 102V100L65 102V99H67V97H68V94L65 93ZM78 90H79V89H78ZM89 90H90V89H89ZM105 90H106V89H105ZM107 90H109V88H108ZM137 90H138V88H137ZM139 90H140V89H139ZM145 90H146V89H145ZM152 90H153V89H152ZM155 90L157 91V89H155ZM155 90H153V91H155ZM173 90H174V89H173ZM190 90H191V89H190ZM192 90H193V89H192ZM215 90H216V89H215ZM22 91H21V92H22ZM66 91H67V90H66ZM71 91H72V90H71ZM73 91H74V90H73ZM76 91H77V88H76ZM81 91H82V90L77 91L76 93H79V92H81ZM98 91H99V90H98ZM101 91H102V90H101ZM110 91H111V90H110ZM127 91H129V87H127L126 92H127ZM140 91L142 92V90H140ZM143 91H144V90H143ZM180 91H181V89H180ZM187 91H189V90H186V91L184 92V93H185V97H183V99H184L186 105H189V106H192V105H193V106H194V104H193V103L195 102V100H194V96H193V92H194V91H193V92H190V93L187 92ZM221 91H222V89H221ZM233 91H234V90H233ZM17 92H18V91H17ZM21 92H19V94H20ZM84 92H85V91H84ZM102 92H103V91H102ZM102 92H96V94L99 93V95H101L100 93H102ZM104 92H105V91H104ZM108 92H109V91H108ZM118 92H119V87H118ZM131 92H132V91H131ZM131 92H127V95H129V96H128L126 99L124 98V100L128 101L127 99H129ZM150 92H151V91H149V96H148V97H151L150 94H151L152 92H151V93H150ZM157 92H158V91H157ZM174 92H176V89H175ZM182 92H183V91H182ZM228 92H229V91H228ZM254 92H255V91H254ZM258 92H259V91H258ZM261 92H262V90H261ZM23 93H24V92H23ZM48 93H49V96H50L49 99H51L50 92H48ZM58 93H57V94H58ZM64 93H65L66 97H65V95H63ZM67 93L70 94L71 92H67ZM74 93H75V92H74ZM74 93H73L72 98L75 96ZM81 93H83V92H81ZM111 93H112V92H109V93H108L109 96H112V95L114 96V95H115V97H113V96H112V97H113V99L116 100V98H118V97H116V95L119 94V93H117V92H115V94H113V93L111 94ZM120 93H121V92H120ZM128 93H130V94H128ZM132 93H133V92H132ZM134 93H135V91H134ZM136 93H137V92H136ZM146 93H147V92H146ZM165 93H166V92H165ZM176 93H177V92H176ZM176 93H174V94H176ZM21 94H22V93H21ZM33 94H34V92H33L31 95H33ZM45 94H46V96L48 95L47 93H45ZM83 94H84V93H83ZM89 94H92V93H89ZM89 94H88V96H89ZM96 94L94 95V93H93V98H94V99H96V98L98 97V96H96ZM105 94L107 95V91H106V93H104V95H105ZM121 94H122V93H121ZM139 94H140V92H139ZM142 94H143V92H142ZM142 94H141V95H142ZM152 94H153V93H152ZM152 94H151V95H152ZM159 94H160V93H159ZM159 94H158V95H159ZM258 94H259V93H258ZM262 94H263V92H262ZM24 95H23V96H24ZM31 95H29V96H31ZM54 95H55V94H54ZM54 95H53V96H54ZM71 95H72V93H71ZM79 95H80V94H79ZM97 95H98V94H97ZM106 95L104 96V98L106 97V101H107V100H109L110 97L108 98ZM122 95H123V94H122ZM127 95H126V96H127ZM133 95L135 96L134 99H135V100L137 99L136 102H139V103H140V102L142 101V100H141V101H138L139 98H137V97H138L137 94H133ZM133 95H132V96H133ZM136 95H137V96H136ZM143 95H144V96H143ZM143 95H142L143 98H142V96H141V98L145 100V99H146L145 96H146L147 94H146V95L143 94ZM153 95H155V93H154ZM168 95H170V94H169V91H168ZM168 95H167V98L169 97ZM219 95H220V94H219ZM226 95H227V93H226ZM230 95H231V94H230ZM20 96H21V95H20ZM25 96H24V97H25ZM29 96H27V97H29ZM76 96L78 97L77 94H76ZM84 96H85V98H86V100L83 98V100H85L84 102L87 101V103H89V102L91 101V100H90L91 98H88V97H87V94H85ZM132 96H131V97H132ZM164 96H165V95H164ZM178 96H179V94H178ZM232 96H234V95L232 94ZM24 97H23V98H24ZM43 97H44V96H43ZM54 97H55V98H56V97L58 98V96H54ZM54 97H52V98H53V101H52V102H54V101L56 100V99L54 100ZM64 97H65V99H64ZM81 97H82V95H81ZM81 97H80V98H81ZM95 97H96V98H95ZM100 97H102V95L98 97L99 99H98V98H97V99H98V100H101ZM112 97H111V98H112ZM122 97H125V94H124ZM122 97L120 96V98H122ZM131 97H130V99H129L130 102L127 103V109H128L129 106L132 105V104H131V101H132ZM155 97H156V95H155ZM162 97H163V96H162ZM162 97L160 96L159 99H162ZM171 97H172V96H171ZM180 97H181V96H180ZM180 97H179V99H180ZM226 97H227V96H226ZM262 97H264V95H263ZM29 98H30V97H29ZM47 98H48V96H47ZM68 98H71V97H68ZM74 98H75V97H74ZM78 98H79V97H78ZM80 98H79V99H80ZM102 98H103V97H102ZM107 98H108V99H107ZM132 98H133V97H132ZM163 98H164V97H163ZM224 98H225V96H224ZM255 98H256V97H255ZM39 99H40V98H39ZM75 99H76V98H75ZM79 99H78V100H75V101H74L73 99H72V101H70V100H71V99H70V100H69L70 102H68V103H69L71 106H73V105H72V104H74L73 102H75V105H76V102L78 101V102H77V107L73 106V107H75V108H71V107H70V108H71L72 110H73V109H74V110L77 109V111L81 112L82 110H81V111L78 110V109H79V108H78V107H79L78 103L80 104V102H81V101L79 102ZM81 99H82V98H81ZM87 99H88V100H87ZM118 99H119V98H118ZM118 99H117V102H118ZM134 99H133V100H134ZM148 99H150V98H147V100H146V102H145V103H147V104L151 103L152 99H153V100H155V99L157 100V98L154 99L153 96L151 97L150 102L148 101ZM159 99H158L157 101H160ZM169 99H170V98H169ZM173 99H176V98H173ZM205 99H206V98H205ZM218 99H219V98H218ZM227 99H228V98H227ZM63 100L60 99V102L63 101ZM83 100H82V102H83ZM89 100H90V101H89ZM98 100H95V101L98 102ZM104 100H105V99H104ZM104 100H102V101H104ZM120 100H121V99H119V101H120ZM139 100H140V99H139ZM144 100L142 101V103L144 102ZM156 100H155V101H156ZM181 100H182V99H181ZM263 100H264V99H263ZM37 101H38V100H37ZM57 101H58V100H57ZM57 101L54 102V103H57ZM88 101H89V102H88ZM93 101H94V100H93ZM93 101H92V102H93ZM106 101H104V102H106ZM112 101H113V100H112ZM122 101H123V98H122ZM171 101H172V100H171ZM175 101H176V100H175ZM175 101H174V104L177 102V101H176V102H175ZM200 101H201V100H200ZM211 101H212V100H211ZM232 101H233V100H232ZM39 102H40V101H39ZM50 102H51V101H50ZM82 102H81V104L84 103V102H83V103H82ZM92 102L90 103V105L92 104ZM96 102H95V103H96ZM104 102H103V105L105 104ZM108 102H111V99H110ZM115 102H116V101H115ZM115 102H114V103H115ZM117 102H116V103H117ZM124 102H125V101H124ZM148 102H149V103H148ZM172 102H173V101H172ZM178 102H179V101H178ZM216 102H217V101H216ZM254 102H256V101H254ZM258 102H259V101H258ZM261 102H262V101H261ZM43 103H44V102H43ZM61 103L64 105L63 102H61ZM71 103H72V104H71ZM95 103L93 102V104L95 105V107H98V108H99V107H100V104H101L102 102H101V103L99 102V106H96V105H98V104H97V103L95 104ZM119 103H120V102H119ZM119 103H117L118 106L121 105V104L119 105ZM132 103H134V102H132ZM145 103H143V105H145ZM161 103H162V102H161ZM161 103H160V105H161ZM181 103H182V102H181ZM196 103H197V102H196ZM199 103H200V102H199ZM199 103H198V104H199ZM201 103H202V105H203L202 109H203L204 112H205L206 109H207V107H208V101L205 100V101H203V102H201ZM213 103H214V102H213ZM218 103H219V102H218ZM36 104H37V103H36ZM44 104H46V103H44ZM62 104H61V108H62V111H61V112H63L64 109L66 110V108H64V106H62ZM69 104H68V105H69ZM81 104H80V105H81ZM84 104H85V103H84ZM93 104H92V105H93ZM106 104H107V103H106ZM108 104H112V103H108ZM123 104H124V103H123ZM123 104H122V106H123ZM129 104H131V105H129ZM134 104H136L135 107L138 106V103H134ZM147 104H146V105H147ZM151 104H153V105H154L153 107L155 108V104H154L153 102H152ZM151 104H150V107H152ZM156 104H159V103H156ZM163 104H164V102H163ZM176 104H177V103H176ZM176 104H175V105H176ZM178 104H179V103H178ZM210 104H211V103H210ZM215 104H216V103H215ZM254 104H255V103H254ZM2 105H3V104H2ZM22 105H23V104H22ZM22 105H19V106L21 107ZM90 105H88V107H89ZM94 105H93V106H94ZM114 105H115V104H114ZM128 105H129V106H128ZM139 105L141 106V103H140ZM143 105H142V106H143ZM169 105H170V104H169ZM172 105H173V104H172ZM211 105H212V104H211ZM19 106H17V109L19 108ZM23 106H25V104H24ZM30 106H31V105H30ZM38 106H39V105H38ZM85 106H86V105H85ZM85 106H83V108H84ZM93 106H90V107H91V110H92V107H93ZM101 106H102V104H101ZM106 106H107V105H105V107H103V108H105V109H103V110H105V111L108 112L110 109H112V106H111V105H108V106L110 107V109H109V110H106V109H108V108H106ZM108 106H107V107H108ZM142 106H141V107H142ZM147 106H148V105H147ZM147 106H145V107H147ZM182 106H183V105H182ZM184 106H185V105H184ZM214 106H215V105H214ZM214 106H213V107H214ZM257 106H258V105H257ZM3 107H4V106H3ZM5 107H6V106H5ZM26 107H27V106H26ZM36 107H37V105H36ZM40 107H41V106H40ZM54 107H55V105H54ZM68 107H69V106H68ZM80 107H81V106H80ZM86 107H87V106H86ZM95 107H94V108H95ZM125 107H126V104H125V106H124V109H125ZM145 107H143V108H145ZM148 107H149V106H148ZM148 107H147V109H148ZM153 107H152V109H154ZM160 107H161V106H160ZM164 107H165V106H164ZM168 107H169V106H168ZM170 107H171V106H170ZM170 107H169V108H170ZM173 107H174V106H173ZM176 107H178V105H176ZM179 107H180V106H179ZM1 108H2V107H1ZM1 108H0V109H1ZM24 108H25V107H24ZM31 108H32V107H31ZM33 108H34V107H33ZM37 108H38V107H37ZM49 108H50V107H49ZM57 108H58V107H57ZM100 108H101V107H100ZM100 108L97 109V111L102 109V108H101V109H100ZM113 108H115V109L110 110L109 112L113 111L112 113L114 114V111H115L117 108L114 107V106H113ZM132 108H133V106H132ZM136 108H137V109H136ZM136 108H135V109H136L137 111L140 110V109L142 110V108H139V107H136ZM194 108H195V107H194ZM6 109H7V108H6ZM14 109H15V108H14ZM25 109L27 110L28 108H25ZM43 109H44V108H43ZM67 109L69 110V108H67ZM71 109H70V111H71ZM87 109H88V108H87ZM130 109H131V107H130ZM130 109H129V110H130ZM147 109H146V110H147ZM149 109H150V108H149ZM152 109H151V110H152ZM156 109H157V106H156ZM156 109H155V110H156ZM158 109H159V108H158ZM158 109H157V110H158ZM161 109H162V111H164L166 108H164V109L161 108ZM161 109L159 110L160 112H161ZM170 109H172V108H170ZM170 109H169V110H170ZM185 109H186V108H185ZM195 109H196V108H195ZM195 109H194V110H195ZM248 109H249V108H248ZM7 110H8V109H7ZM18 110H19V109H18ZM18 110H17V111H18ZM21 110L23 111V108H22ZM38 110H39V109H38ZM55 110H56V109H55ZM60 110H61V109H60ZM65 110H64L63 114H64V113H65V114L68 113V111L66 110V111H67V112H66ZM88 110H90V109H88ZM88 110H86L85 113H83V111H82L81 113H83V114L85 115V114L87 113ZM119 110H120V109H119ZM121 110H122V107H121ZM129 110H128V111H129ZM131 110H132V109H131ZM131 110H130V111H131ZM141 110H140V111H141ZM143 110H144V109H143ZM143 110H142V112L145 113V111H143ZM151 110H147V111H149V112H146L147 116H150V115H151L150 113L153 112V110H152V112H150ZM155 110H154V111H155ZM175 110H176V109H175ZM178 110H179V108H178ZM178 110H177V112H178ZM196 110H197V109H196ZM198 110H199V109H198ZM212 110H213V109H212ZM245 110H246V109H245ZM252 110H253V109H251V111H252ZM256 110H257V109H256ZM3 111H4V110H3ZM8 111H9V110H8ZM8 111H6V114L8 113ZM22 111H21V112H22ZM28 111H29V109H28ZM35 111H36V109H35ZM57 111H58V113H60V115L62 114L61 112H59V109H57ZM75 111H76V110H75ZM77 111H76V112H77ZM92 111H93V110H92ZM92 111H91V112H92ZM105 111H103V112H105ZM133 111H134V110H133ZM133 111H131V112H133ZM140 111H139V112H140ZM159 111H158V113H159ZM165 111H166V110H165ZM170 111H171V110H170ZM189 111H190V110H189ZM199 111H200V110H199ZM246 111H247V110H246ZM253 111H255V110H253ZM261 111H262V110H261ZM0 112H1V111H0ZM21 112H20V113H21ZM73 112H74V111H73ZM73 112H72V114L75 115L76 113H73ZM95 112H96V111H94V113H95ZM99 112H102V111H99ZM103 112H102V114H103ZM109 112H108V113H109ZM116 112H118V110H117ZM135 112H136V111H135ZM177 112H176V113H177ZM195 112H197V111H195ZM215 112H216V111H215ZM3 113H5V112H3ZM9 113H10V111H9ZM13 113H17V112L14 111ZM18 113H19V112H18ZM18 113H17V114H18ZM20 113H19V114H20ZM94 113H92V114H94ZM120 113H121V112H120ZM120 113H118V114H120ZM125 113H126V112H124L123 114H125ZM127 113H128V112H127ZM137 113H138V112H137ZM154 113H155V112H153V115H154ZM164 113H167V112H164ZM192 113H193V112H192ZM213 113H214V112H213ZM243 113H244V112H243ZM257 113H258V111H257ZM260 113H261V112H260ZM1 114H2V113H1ZM1 114H0V115H1ZM10 114H11V113H10ZM22 114H23V113H22ZM22 114L19 115V116H22ZM65 114H64V115H65ZM72 114L70 115V113H68V117H69V115L72 116V117H71V120H70L71 122L75 121V120L72 119V118H74V117H73L74 115H72ZM87 114H90V112L87 113ZM95 114H96V113H95ZM95 114H94V115H95ZM133 114H134V112H133ZM148 114H149V115H148ZM178 114H180V113H178ZM196 114H197V113H195V115H196ZM200 114H201V113H200ZM223 114H226V113H223ZM237 114H238V116H236V117L239 119V113H237ZM252 114H253V113H252ZM252 114H251V115H252ZM262 114H263V113H262ZM2 115H4V114H2ZM14 115H15V114H14ZM14 115L11 114L10 116H12V118L15 119V116H14ZM64 115H63V116H64ZM78 115H80V114H77V116H75L74 119L77 120L76 117H78ZM126 115H127V114H126ZM139 115H140V114H139ZM143 115H145V114L142 113V116H143ZM156 115H158V114L155 113V116H156ZM159 115H162V116H163L164 114H161V113H160ZM159 115H158V116H159ZM173 115H174V114H173ZM190 115H191V114H190ZM197 115H198V114H197ZM204 115L206 116V112H205ZM246 115H247V114H246ZM246 115H245V116H246ZM254 115H255V114H254ZM258 115H259V113H258ZM17 116H18V115H17ZM63 116H62V117L60 116V117L64 120L65 117H63ZM82 116H83V115H82ZM90 116H93V115H90ZM90 116H84V117H85L84 119L86 120L85 122L88 123V124H87V128H88L87 131H89L91 134H93V133H94V130L91 129V130L93 131V132H92V131H90V129H89V127H91V125H92V121H94V119L96 118V116L99 117L98 119H99L100 121H101V120H104V119H101V118H100V115H97V114H96V116H95L93 119H91L92 121H90V120H88V118H89ZM103 116H105V113L103 114ZM103 116H102V117H103ZM114 116H115V117H116V116L118 117V115H116V113H115ZM121 116H122V115H121ZM137 116H138V114L136 115V117H137ZM151 116H152V115H151ZM151 116H150V119H151ZM164 116H165V115H164ZM188 116H189V115H188ZM200 116H201V115H200ZM222 116H223V115H222ZM229 116H230V114H229ZM261 116H263V115H261ZM22 117H24V116H22ZM27 117H28V116H27ZM29 117H30V116H29ZM107 117H109V115H107ZM107 117H106V118H107ZM110 117H112V116H110ZM128 117H129V114H128ZM138 117H139V116H138ZM152 117H154V116H152ZM156 117H157V116H156ZM159 117H160V116H159ZM177 117H179V116H177ZM182 117H183V116H182ZM197 117H198V116H197ZM202 117H203V116H201L200 118H202ZM232 117H233V116H232ZM241 117H242V115H241ZM258 117H259V116H258ZM8 118H9V117H8ZM16 118H17V117H16ZM31 118H32V117H31ZM31 118H29V119L32 120V121H34V119H31ZM79 118H80V117H79ZM79 118H78V119H79ZM90 118H92V117H90ZM90 118H89V119H90ZM104 118H105V117H104ZM106 118H105V119H106ZM112 118H113V117H112ZM121 118H123V116H122ZM125 118H127V117H125ZM125 118H124V119H125ZM130 118H131V117H130ZM141 118H143V117H141ZM147 118H148V117H146L145 119L147 120ZM154 118H155V117H154ZM157 118H158V117H157ZM164 118H166L165 121L167 122V121H168V120H167L168 117H164ZM174 118H175V117H174ZM185 118H186V117H185ZM195 118H196V116H195ZM225 118H226V117H225ZM246 118H248V117H246ZM250 118H251V117H250ZM252 118H253V117H252ZM252 118H251V119H252ZM254 118H255V117H254ZM262 118H263V117H262ZM20 119L22 120V118H20ZM20 119H19V120H20ZM25 119H26V117H25ZM25 119H23V120H25ZM27 119H28V118H27ZM69 119H70V118H69ZM80 119H81V118H80ZM82 119H83V117H82ZM107 119L110 120V118H107ZM118 119L120 120V118H118ZM124 119H121L120 122H118L119 120H118V121L116 120V121L118 122V124H119V123L122 124V120H123V122H124ZM128 119H129V118H128ZM132 119H133V117H132ZM134 119H135V117H134ZM137 119H138V118H136V120H137ZM143 119H144V118H143ZM150 119H148V121H149ZM158 119H159V118H158ZM196 119H197V118H196ZM258 119H259V118H258ZM15 120H16V119H15ZM17 120H18V119H17ZM17 120H16V121H17ZM19 120H18V121H19ZM35 120H36V119H35ZM63 120H62V121H63ZM65 120H68V118L65 119ZM72 120H73V121H72ZM111 120H112V119H111ZM129 120H130V119H129ZM129 120H125V122H126V121L128 122ZM138 120H139V119H138ZM141 120H142V119H141ZM146 120H145V121H146ZM155 120H156V119H155ZM192 120H193V119H192ZM206 120H207V119H206ZM206 120H205L204 122H207ZM213 120H214V119H213ZM217 120H218V119H217ZM230 120H231V119H230ZM243 120H244V119H243ZM256 120H257V118H256ZM259 120H260V119H259ZM2 121H3V120H2ZM32 121H31V122H32ZM38 121H39V120H38ZM38 121H34V122H37V124H38V123H40V122H38ZM68 121H69V120H68ZM68 121H67V123L71 125V123H69ZM81 121H82V120H81ZM88 121H89V122H88ZM95 121H96V120H95ZM116 121H115V122H116ZM160 121L162 122L161 119H160ZM176 121H177V120H176ZM186 121H187V120H186ZM196 121H197V123H198L197 125H199L198 120H196ZM209 121H210L209 123H211V120H209ZM223 121H225V123L227 122V121L224 120V119H223ZM239 121H241V120L239 119ZM257 121H258V120H257ZM262 121H264V120H262ZM41 122H42V121H41ZM65 122H66V121H65ZM82 122H83V124H84V120H83ZM97 122H98V121H97ZM97 122H96V125H97ZM101 122H103L104 125L106 124V126H109V127H110V125H111V124H110L111 121L109 122L110 125L107 124V120H106V122H104V121H101ZM112 122L114 123V121H112ZM117 122H116V123H117ZM127 122H126V125H128ZM139 122H140V121H139ZM146 122H147V121H146ZM150 122H151V121H150ZM150 122H149V123H150ZM155 122H156V121H155ZM161 122H158V121H157V124L159 123V125L161 126L162 123H163V122H162V123H161ZM189 122H191L190 119H189ZM202 122H203V121H202ZM212 122H213V121H212ZM233 122H234V120H233ZM233 122H232V124H233ZM249 122H251V121H249ZM253 122L256 123L255 121H253ZM11 123L13 124V122H11ZM15 123H16V122L14 121V125H15ZM67 123H66V124H67ZM73 123H74V124H77L76 122H73ZM116 123H115V124H116ZM129 123H131V124H129L130 126H131L132 124L134 125V122L132 123L131 120H130ZM141 123H142V122H140V124H141ZM147 123H148V122H147ZM160 123H161V124H160ZM169 123H170V122H169ZM181 123H182V124L180 125L181 131H183V132L186 133V131L188 130V127H186L185 124L188 123V122L183 123V119H181ZM209 123H208V124H209ZM214 123H215V122H214ZM214 123H213V124H214ZM217 123H218V121H217ZM230 123H231V122H230ZM247 123H248V122H247ZM262 123H264V122H262ZM262 123L260 124V122H259L260 125H262ZM32 124L34 125V123H32ZM40 124H41V123H40ZM45 124H46V123H45ZM45 124H44V125H45ZM80 124L82 125V123H80ZM89 124H90V126L88 127ZM103 124L101 123V125H103ZM121 124H120V125H121ZM135 124H138V123H135ZM152 124H153V122H152ZM152 124H151V125H152ZM164 124H165V123H164ZM164 124H163V125H164ZM171 124H172V123H171ZM177 124H178V123H177ZM189 124H190V123H189ZM204 124H206V123H204ZM204 124H201V125H204ZM218 124H220V121H219ZM237 124H238V123H237ZM240 124H241V123H240ZM245 124H246V122H245ZM259 124H258V122H257V125H259ZM42 125H43V124H42ZM72 125H73V124H72ZM72 125H71V128L74 129V128L76 127V125L73 126V127H72ZM93 125H94V123H93ZM96 125H95V126H96ZM104 125H103V126H104ZM120 125H119V126H120ZM129 125H128V126H129ZM146 125H147V124H146ZM163 125H162V127H163ZM172 125H173V124H172ZM197 125H196V126H197ZM206 125H207V124H206ZM206 125H204V126L206 127ZM215 125H216V124H215ZM220 125H221V124H220ZM230 125H231V124H230ZM249 125H250V124H249ZM38 126H39V125H38ZM45 126H46V125H45ZM77 126H78V128L76 127L77 130H78V131H81V129H82V132H83V129H84V128L79 127L80 125H77ZM82 126H84V125H82ZM106 126H104V127H105V130L107 129ZM116 126H117V125H116ZM119 126H117L116 129H119V130H120V128H118ZM122 126H123V124H122ZM137 126H138V125H137ZM137 126H135V127L138 128L140 125H139L138 127H137ZM160 126H158V128H160ZM164 126H165V125H164ZM170 126H171V125H170ZM170 126H168V127H170ZM190 126L194 127L192 123L190 124ZM196 126H195V127H196ZM208 126H209V125H207V129L209 128V129L211 130L210 127H212V124H211V126H209V127H208ZM217 126H218V125H217ZM237 126H238V125H237ZM34 127H35V126H34ZM40 127H42V126L40 125ZM68 127L70 128V126H68ZM84 127H85V126H84ZM92 127H94V126H92ZM97 127H98V126H96V128H97ZM104 127H103V129H104ZM109 127H108V128H109ZM113 127H114V126H113ZM125 127H127V126H125ZM141 127H142V126H141ZM149 127H150V126H149ZM162 127H161V128H162ZM176 127H177V125L175 126V128H176ZM192 127H190V128H192ZM239 127H240V125H239ZM255 127H256V126H255ZM260 127H261V126H260ZM260 127L258 126V128H260ZM30 128H31V127H30ZM43 128H46V127H42V129H43ZM76 128H75V131L78 133V131L76 130ZM79 128H81V129H79ZM85 128H86V127H85ZM101 128H102V127H101ZM130 128H131V127H130ZM142 128H143V127H142ZM150 128H151V127H150ZM154 128H155V127H154ZM154 128H151V129L155 130L156 128H155V129H154ZM158 128H157V130H155V131H157V133L159 132V131H158ZM170 128H171V127H170ZM173 128H174V127H173ZM190 128H189V129H190ZM245 128L248 129V128H247V124H246V127H245ZM245 128H244V129H245ZM253 128H254V126H253ZM258 128H257V130H256V133H257V132L259 133ZM261 128H262V127H261ZM47 129H48V127H47L46 129H44V130L46 131ZM97 129H98V128H97ZM110 129H111V131H113V130H112V125H111ZM110 129H109V130H110ZM116 129H115V130H116ZM124 129L126 130L127 128H124ZM124 129H123V133L126 132V131L124 132ZM128 129H129V128H128ZM133 129H134V131H135V128H134V127H133ZM133 129H132V130H133ZM138 129H139V128H138ZM140 129H141V128H140ZM144 129H145V128H144ZM144 129H143V130H144ZM167 129H169V128H167ZM195 129H196V128H195ZM203 129H204V128H202V130H203ZM205 129H206V128H205ZM214 129H215V126H214ZM214 129H213V130H214ZM219 129H220V128H219ZM224 129H225V128H224ZM231 129H233V128H231ZM238 129H240V128H238ZM246 129H245V130H246ZM255 129H256V128H255ZM30 130H31V132H30V131H29V132L32 134V129H30ZM40 130H41V129H40ZM85 130H86V129H85ZM98 130H99V129H98ZM98 130H97V131H98ZM105 130H104V131H103V130L100 131V133L103 134V135H105L106 137H108L109 140H108V139H107V140L109 141V143H111L112 146H110V145H109V146H108V145L105 146V145H104L105 143H104V144H103L104 147H102V144H101V148H104V149L106 150L107 147H108V148L111 147L110 150L115 151L116 148L119 150V148L122 147V146H121V145H122V144H121V143H122V142H121V138H119L121 135H120V134H119L120 136L117 135V134L115 135V133H117V130H116L115 132H113V133H109V132H111V131L107 132V131H105ZM107 130H108V129H107ZM121 130H122V129H121ZM159 130H160V129H159ZM161 130L163 131V128H162ZM164 130H166V129L164 128ZM172 130H173V129H172ZM172 130L170 129V131H172ZM178 130H179V129H178ZM190 130H191V129H190ZM199 130H200V129H199ZM36 131H37V129H35L34 132L37 133L38 131H37V132H36ZM41 131H42V130H41ZM73 131H74V130L71 129V132H73ZM129 131H130V130H129ZM137 131H138V130L136 129V133H137ZM166 131H167V130H166ZM166 131H165V132H166ZM168 131H169V130H168ZM170 131H169V132H170ZM194 131H195V130H194ZM194 131H189L188 133H190V132H194ZM242 131H243V129H242ZM248 131H249V129H248ZM49 132H50V131L45 132V133L42 132V133L45 134V135L48 133V134L50 135ZM76 132H73V133H76ZM82 132H79L80 135H85V136L87 137V139H88V136H89V139H90V136L93 137V135L95 136V134L98 133V132H97V133L95 132V134H93V135L88 134V136H87V134H86L87 132H85V134L82 133ZM89 132H88V133H89ZM139 132H141V131L139 130ZM165 132H163V133L165 134ZM173 132H175V131L173 130ZM176 132H177V131H176ZM197 132H198V131H197ZM205 132H206V131H205ZM207 132H208V131H207ZM214 132H215V130H214ZM214 132H212V133H214ZM232 132H233V131H232ZM236 132H237V129H236ZM245 132H247V131H245ZM253 132H254V130H253ZM30 133H28V134H30ZM40 133H41V132L39 131L38 135H39ZM52 133H53V132H52ZM52 133H51V135H52ZM73 133H72V134H73ZM77 133H76V134H77ZM79 133H78V135H79ZM81 133H82V134H81ZM120 133H121V132H120ZM126 133H127V132H126ZM128 133H129V132H128ZM136 133H135V136H136ZM141 133H142V134H141ZM141 133H140V135H143L144 132L142 131ZM153 133H154V135H156L155 132H153ZM160 133H161V132H160ZM179 133H180V132H179ZM188 133L185 134L188 140L186 139V140H187V141H186V140L184 139L185 153H186V154L189 153L190 150H194L195 152L197 151V145L195 144V142L193 141V139L188 135ZM194 133H195V132H194ZM194 133H193V134H194ZM201 133H202V131H201ZM208 133H209V134H212L211 132H208ZM223 133H225V132H223ZM247 133H248V132H247ZM249 133H250V132H249ZM251 133H252V132H251ZM256 133H255V134H256ZM98 134H99V133H98ZM98 134H97V136H98ZM121 134H122V133H121ZM129 134H130V133H129ZM131 134L133 135V133H131ZM138 134H139V133H138ZM149 134H150V133H149ZM168 134H169L170 137L173 135V134L170 135L171 133H168ZM182 134H183V133H182ZM193 134H192V135H193ZM199 134H200V133H199ZM199 134H198V135H199ZM205 134L207 135V133H205ZM218 134H219V133H218ZM239 134H240V133H239ZM34 135H35V134H34ZM145 135H146V133H145L143 136H145ZM166 135H167V134H166ZM195 135H197V134H195ZM206 135H203V136L205 137ZM213 135H214V134H213ZM216 135H217V134H216ZM222 135H224V134H222ZM240 135H242V134H240ZM240 135H239V136H240ZM249 135H250V134H249ZM29 136L31 137V135H29ZM41 136H44V135H41ZM52 136H53V135H52ZM75 136H76V135H75ZM124 136H126V135H124ZM124 136H123V138L125 139ZM133 136H134V135H133ZM135 136H134V137H135ZM137 136H139V135H137ZM169 136H168V137H169ZM177 136H178V134H177ZM177 136H176V137H177ZM180 136L183 138V136H182L181 134H180ZM207 136H208V135H207ZM207 136H206V137H207ZM209 136H211V135H209ZM209 136H208V137H209ZM225 136H226V135H225ZM26 137H27V136H26ZM35 137H36V136H35ZM35 137H34V138H35ZM45 137H46V136H45ZM45 137H43V138H45ZM49 137H50V136H49ZM49 137H48V139H49ZM78 137H79V136H78ZM86 137H82V136H81V138H84V139H85ZM101 137H102V136H101ZM101 137H100V134H99V137H96L97 142H98V139H99V138H100V142H101V143H102L103 141L106 142V141H105L106 138L103 137L104 140L102 141V140H101ZM127 137L130 138V137H132V136H131V135H130V136L128 135ZM127 137H126V138H127ZM146 137H147V136H146ZM146 137H145V138H146ZM153 137H154V136H153ZM153 137H152V138H153ZM158 137H159V136H158ZM215 137H216V136H215ZM215 137H213V138L215 139ZM241 137H242V139H243V136H241ZM28 138H29V137H28ZM31 138H33V135H32ZM36 138H37V137H36ZM39 138H40V136H39ZM51 138L53 139L54 137H51ZM51 138H50L49 142L52 140ZM76 138H77V136H76ZM135 138H136V137H135ZM137 138H139V137H137ZM141 138H142V137H141ZM141 138H140V139H141ZM145 138H143V140H144ZM160 138H161V137H160ZM171 138H172V137H171ZM173 138L176 139L175 137H173ZM209 138H210V137H209ZM216 138H217V137H216ZM228 138H229L228 136H227V139H226V140L223 138V141H224V140H225V141H228ZM234 138H235V137H234ZM237 138H238V135H237L236 139H237ZM248 138H249V137H248ZM46 139H47V138H46ZM48 139H47L46 141H45V140H44V141L47 142ZM54 139H55V138H54ZM54 139H53V140H54ZM87 139H86V140H87ZM89 139H88V141H89ZM92 139H93V140H91V139H90V140L93 141V142H92V144H93L95 138L93 137ZM131 139H133V138H130V140H131ZM165 139L167 140L166 137H165ZM168 139H169V138H168ZM174 139H173V141H174ZM198 139H199V138H198ZM210 139H212V138H210ZM245 139H246V138H245ZM55 140L57 141L58 138H56ZM86 140H85V143L87 142ZM128 140H129V139H128ZM128 140H127V141H128ZM143 140H142V141H143ZM145 140H146V139H145ZM162 140H163V144L166 145V144H165V141H164V138H163ZM177 140H178V139H177ZM177 140H175L176 143H177ZM202 140H204V139H202ZM238 140H239V139H238ZM243 140H244V139H243ZM36 141H37V140H35V141H33V142L35 143ZM56 141H55V142H56ZM58 141H60V140H58ZM58 141H57V143H56L58 146L54 144L55 146H57L56 149H57V148L60 149L59 146H60V143H62L61 141L58 143ZM79 141H80V140H79ZM82 141H84V140L82 139ZM95 141H96V140H95ZM124 141H126V140H124ZM127 141H126V142H127ZM132 141H133V140H132ZM135 141H137V140L135 139ZM135 141H134V142H135ZM147 141H148V138H147ZM151 141H152V139H151ZM169 141H170V140H169ZM206 141H207V143H208L209 140H206ZM210 141H211V140H210ZM213 141H214V140H213ZM246 141H247V140H246ZM33 142H32V143H33ZM37 142H38V141H37ZM45 142H44V143H45ZM97 142H95V144H97ZM120 142H121V143H120ZM126 142H125V143H126ZM128 142H129V141H128ZM128 142H127V144H128ZM134 142H132V143L134 144ZM148 142H149V141H148ZM153 142H154V141H153ZM158 142H159V141H158ZM161 142H162V141H161ZM198 142H199V141H198ZM244 142H245V141H244ZM250 142H251V141H249V143H250ZM39 143H41V142H39ZM42 143H43V142H42ZM44 143L41 145V146H42L41 148H43ZM80 143H81V145H82V142H80ZM98 143H99V142H98ZM130 143H131V141H130ZM132 143H131V144H132ZM137 143H138V142H137ZM140 143H141V141H140ZM168 143H169V142H167V144H168ZM171 143H173V142H171ZM200 143H201V142H199V145H200ZM207 143H206V144H207ZM220 143H221V142H220ZM222 143H223V142H222ZM222 143H221V144H222ZM227 143H228V142H227ZM227 143H225V146H226V147H227ZM37 144H38V143H37ZM45 144H46V143H45ZM47 144H48V143H47ZM83 144H84V143H83ZM86 144H87V143H86ZM89 144H91L90 141H89V143H88L87 145H89ZM95 144H93V145H95ZM99 144H100V143H99ZM107 144H108V143H107ZM120 144H121V145H120ZM133 144H132V145H133ZM135 144H136V143H135ZM135 144H134V145H135ZM142 144L144 145V141L142 142ZM152 144H153V143H152ZM154 144H155V143H154ZM156 144H157V143H156ZM177 144H178V143H177ZM197 144H198V143H197ZM212 144H213V143H212ZM214 144H216V143H214ZM246 144H248V143L246 142ZM54 145H53V141H52V143L50 144V146H54ZM61 145H62V144H61ZM84 145H85V144H84ZM84 145H82V148H84V147L86 146V145H85V146H84ZM123 145H124V143H123ZM136 145H138V144H136ZM136 145L134 146V148L136 147ZM160 145H162V143H160ZM164 145H162V146H164ZM179 145H180V144H179ZM179 145H178V146H179ZM182 145H183V144H182ZM210 145H211V143H210ZM229 145H230V144H229ZM32 146H34V145H32ZM35 146H36V145H35ZM48 146H49V144H48ZM50 146H49V147H50ZM55 146H54V147H55ZM83 146H84V147H83ZM91 146H92V145H91ZM91 146H89L88 149H89ZM97 146H98V145H96L95 147H97ZM125 146H126V145H125ZM130 146H131V145H130ZM130 146H129V148H131ZM148 146H149V145H148ZM157 146H158L157 148H160V146H159L158 144H157ZM171 146H172V144H171ZM171 146L168 145V147H167V146H166V147L169 149V147H171ZM173 146H174V145H173ZM175 146H176V145H175ZM200 146H201V145H200ZM200 146H199V147H200ZM208 146H209V143H208ZM212 146H215V145H212ZM217 146H218V145H217ZM217 146H216V147H217ZM222 146H223V144H222ZM64 147H65V146H64ZM98 147H99V148H98ZM98 147H97V148L100 149V146H98ZM113 147H114L115 150L112 149ZM149 147H150V146H149ZM179 147H180V146H179ZM179 147H177V148H179ZM181 147H182V146H181ZM192 147H194L195 149H191ZM210 147H211V146H210ZM226 147H225V148H226ZM228 147H229V146H228ZM41 148H40V149H41ZM44 148H45V146H44ZM51 148H52V147H51ZM86 148H87V146L85 147V149H86ZM97 148H94V149L98 150ZM123 148L125 149L124 146H123ZM123 148H122V149H123ZM129 148L127 147V149H125V150H128ZM132 148H133V147H132ZM140 148H141V147H139V149H140ZM146 148H148L147 145H146ZM155 148H156V147H155ZM171 148H173V147H171ZM175 148H176V147H175ZM177 148H176V149H177ZM201 148H202V147H201ZM212 148H213V150L215 149V147H212ZM222 148H223V147H222ZM230 148H231V147H230ZM56 149H55V150H56ZM62 149H63V148H61L60 150H62ZM90 149H93V148H90ZM90 149H89V150H90ZM122 149H121V150H122ZM124 149H123V150H124ZM139 149H138V150H139ZM148 149H149V148H148ZM148 149H147V150H148ZM150 149H151V148H150ZM162 149H163V148H162ZM165 149H166V148H165ZM165 149H163L162 151H164ZM182 149H184V148L182 147ZM207 149H209V148H207ZM219 149H220V148H218V150H219ZM234 149H235V148H234ZM237 149H238V148H237ZM55 150H54V151H55ZM63 150H64V149H63ZM63 150H62V151H59V152H63ZM69 150H70V149H69ZM102 150H103V149H102ZM108 150H109V149H108ZM118 150H116V151H117V154H116V152H115V153L113 152L114 156H115V155L118 156V153L120 152V151L118 152ZM129 150H130V149H129ZM147 150H144V152L147 151ZM152 150H153V149H152ZM152 150H151V152H153ZM155 150H156V149H154L155 154H152V155H154V156H157V155L160 156L159 154L156 155V151H157V150H156V151H155ZM171 150H173V149H170V151H171ZM211 150H212V149H211ZM231 150H232V149H231ZM231 150H230V151H231ZM132 151H133V150H132ZM132 151H131V152H132ZM140 151H142V148L140 149ZM166 151H167V150H166ZM170 151H169V152H170ZM173 151H174V150H173ZM215 151H216V150H215ZM235 151H236V150H235ZM64 152H65V151H64ZM123 152H124V151H123ZM123 152L121 153L122 156H123ZM127 152H128V151H127ZM131 152H130V153H131ZM135 152H137V150H135ZM138 152H139V151H138ZM144 152H143V153H144ZM147 152H149V151H147ZM147 152H145V153L148 154ZM157 152H158V151H157ZM164 152H165V151H164ZM191 152H192V151H191ZM198 152L200 153V150H198ZM209 152H210V151H209ZM218 152H219V151H218ZM52 153H53V151H52ZM124 153H125V152H124ZM130 153L128 152L129 155H131ZM143 153H142V154H143ZM145 153H144V154H145ZM202 153H203V152H202ZM230 153H231L232 156H234L232 151H231ZM61 154H62V153H61ZM121 154L119 153V155H121ZM128 154L126 153V155H128ZM134 154H135V153H134ZM190 154H191V153H190ZM227 154H229V153H227ZM234 154H236V152H235ZM46 155H47V154H46ZM52 155H53V154H52ZM52 155H51V156H52ZM54 155H56L55 152H54ZM54 155H53V157H54ZM124 155H125V154H124ZM126 155H125V157H126L125 159H127V156H126ZM132 155H133V154H132ZM136 155H137V154H136ZM136 155H134V156H136ZM140 155H141V154H140ZM140 155H139V156H140ZM150 155H151V154H150ZM161 155H162V154H161ZM167 155H168V154H167ZM179 155H180V153H179ZM181 155L183 156V155H185V154H181ZM196 155H197V154H196ZM244 155H246V154H244ZM48 156H49V154H48ZM51 156H50V157H51ZM59 156L61 157V155H59ZM67 156L70 158L69 154H68V155L66 154V157H67ZM109 156L112 157L111 159L109 158L110 160H112V159L115 158V157L113 158L112 155H109ZM134 156H133V157H134ZM141 156H142V155H141ZM141 156H140V158H141ZM144 156H146V155H144ZM144 156H142V157L145 159ZM148 156H149V155H147L146 157L148 158ZM175 156H177V154H176ZM185 156H186V155H185ZM187 156H188V155H187ZM187 156H186V157H187ZM220 156H223V155H218V154H217L216 156H214V158H211L210 156H207V157H205V158H203V159L201 160V161H202L201 163H203L205 166H207L209 173H208V178L206 177V175H204L206 178H203V177H202L204 180H202V184H199V185L204 186L203 184L205 183L207 186H213V187H214V185L217 183L216 180L213 178V177L216 176V175L213 176V174H214V173H218V170H220L222 167H226L227 164H228V163L226 162L227 159H226V158H223V157H220ZM225 156H226V155H225ZM46 157H47V156H46ZM50 157H48V158H50ZM66 157L64 158V156H62V158L64 159V162H66L67 160H69L70 162L73 161V160H71V158H70V159H66ZM104 157H105V156H104ZM104 157H102V158H104ZM137 157H138V155H137ZM164 157H166V156H164ZM168 157H169V156H168ZM202 157H204V156H202ZM226 157H227V156H226ZM234 157H235V156H234ZM234 157H233V159H234ZM263 157H264V156H263ZM57 158H58V154H57ZM117 158L119 159L120 157L118 156ZM123 158H124V157H123ZM129 158H130V157H129ZM129 158H128V160H129ZM138 158H139V157H138ZM140 158H139V159H140ZM151 158H152V156H151ZM154 158H155V157H154ZM154 158H152V160H153ZM156 158H157V157H156ZM156 158H155V160H156ZM158 158H159V159H162L163 157H162V158L158 157ZM177 158H179V156H178ZM189 158H192V157H189ZM220 158H223V159H220ZM228 158H229V155H228ZM230 158H231V157H230ZM247 158H248V157H247ZM247 158H244L243 156H240V155H239L238 158L236 159V162H235V163H236V164H235L236 166L234 165L235 168H236V169H239V168L243 167L244 164L247 162L251 167H253V169L256 168V169H254V170H257V169H264V164H263L264 161H263V163L261 162L262 159L264 160V158H262V157H250L249 159H247ZM63 159H60V158H59L58 160H60V162H61V160H63ZM65 159H66V160H65ZM72 159H73V158H72ZM107 159H108V157H107ZM120 159H121V158H120ZM120 159L118 160V162L121 161ZM132 159H133V158H131V160H129V162H133ZM144 159H142L141 161H142V162H145L146 164H148L149 162L143 161ZM174 159H175V158H174ZM196 159H197V158H196ZM224 159H225L226 161H225ZM231 159H232V158H231ZM233 159H232V160H233ZM52 160H53V159H52ZM55 160H56V157H55ZM123 160H124V159H122V161H123ZM133 160H134V159H133ZM145 160H146V159H145ZM150 160H151V159H150ZM152 160H151V161H152ZM163 160H164V158H163ZM165 160H166V159H165ZM170 160H171V158H170ZM179 160H180V159H179ZM217 160H218V162H219L218 164L216 163ZM229 160H230V159H229ZM56 161H57V160H56ZM69 161H67V162L69 163ZM112 161H114V160H112ZM115 161H116V159H115ZM124 161L126 162V160H124ZM138 161H139V160H138ZM138 161H137V159H136V162H138ZM141 161H140V164H141ZM147 161H148V160H147ZM156 161H158V160H156ZM156 161H155V162H156ZM171 161H172V160H171ZM176 161H177V160H176ZM180 161H181V160H180ZM73 162H75V161H73ZM73 162H71V163H73ZM125 162H123L122 165L125 164V165L127 166V163H125ZM127 162H128V161H127ZM152 162H153V164H154V161H152ZM158 162H159V161H158ZM181 162H182V161H181ZM183 162H184V161H183ZM183 162H182V163H179V162L176 163V162H175V163H176L175 166L180 167V169H181V167L185 164V163H183ZM228 162L230 163V161H228ZM61 163H63V162H61ZM68 163H67V164H68ZM114 163H115L114 165H117V164H118L119 166H122V165H120V163H117V164H116V162H114ZM138 163H139V162H138ZM138 163H135V162H134V165L136 164V166H137ZM193 163H194V161H193ZM69 164H70V163H69ZM128 164H129V163H128ZM132 164H133V163H132ZM140 164L138 165L139 167H141ZM142 164H143V163H142ZM149 164H150V163H149ZM203 164H202V165H203ZM58 165H59V163H58ZM61 165H65V164H61ZM61 165H60V166H61ZM77 165H78V164H77ZM118 165H117V167H116L117 169L119 168ZM134 165H133V167H134ZM154 165H155V164H154ZM189 165H190V164H189ZM200 165H201V164H200ZM200 165H199V166H200ZM228 165H229V164H228ZM55 166H56V165H55ZM60 166H58V167H60ZM130 166L132 167V165H130ZM142 166H143V165H142ZM149 166H151V164H150ZM168 166H170V165H168ZM172 166H173V164H172ZM175 166H174V167H175ZM191 166H192V165H191ZM191 166H190V168H191ZM205 166H204V167H205ZM245 166H247V165H245ZM250 166H249V168H250ZM61 167H62V166H61ZM61 167H60V168H61ZM64 167H65V166H64ZM66 167H68V166H66ZM71 167H72V168H75V167H74V164H73V166H71ZM78 167H79V166H78ZM99 167H102V165L99 166ZM122 167H123V169L125 168L124 166H122ZM122 167H121V170H122ZM139 167H137V168L134 167L136 170L138 169L137 172H138V171H139V172H140V171H141V172L144 171V170H141ZM143 167H144V166H143ZM143 167H141V168H143ZM174 167H173V169H170L169 172H170L171 170H172V172H173V171L175 170ZM186 167H187V166H186ZM200 167H201V166H200ZM200 167H199V168H200ZM204 167H203V169H204ZM72 168L70 169V171L72 170ZM103 168L105 169V165H104ZM126 168H128V167H126ZM126 168H125V169H126ZM170 168H172V167H170ZM187 168H188V167H187ZM190 168H189V169H190ZM201 168H202V167H201ZM61 169H63V167H62ZM65 169H66V168H65ZM65 169H64V170H65ZM67 169L69 170V168H67ZM108 169H109V168H108ZM119 169H120V168H119ZM128 169H129V168H128ZM145 169L147 170V168H145ZM149 169H150V167H149ZM149 169H148V170H149ZM151 169H152V166H151ZM178 169H179V168H178ZM182 169H183V167H182ZM192 169H194V167H193ZM195 169H196V168H195ZM197 169H198V168H197ZM197 169H196V170H197ZM224 169H225V168H224ZM105 170H106V169H105ZM121 170H120V173H121ZM131 170H132V169H131ZM136 170H135V171H136ZM146 170H145V172H146ZM190 170H191V169H190ZM204 170H205V169H204ZM60 171H61V170H60ZM66 171H67V170H66ZM128 171H129V170H127V169H126V171H125L124 173H123V171H122L124 177H125V175H127L126 172H128ZM132 171H133V170H132ZM132 171L129 172L128 175H129L130 173H132ZM135 171H134V172H135ZM149 171H151V170H149ZM152 171H153V169H152ZM152 171H151V172H152ZM201 171H202V170H201ZM208 171H205V173L207 174ZM220 171H221V170H220ZM68 172H69V171H68ZM111 172H112V171H111ZM114 172H116V171H114ZM154 172H155V171H154ZM160 172H163V174H164V172L166 173V170H165V171H163V170L161 171V168H160ZM174 172L176 173V171H174ZM174 172H173V173H174ZM190 172H192V171H190ZM197 172H198V171H197ZM197 172H196V173H197ZM222 172H223V171H222ZM71 173H72V172H71ZM120 173H119V174H120ZM143 173H144V172H143ZM146 173H148V172H146ZM155 173H156V172H155ZM180 173H181V172H180ZM180 173H176V174L178 175V174H180ZM182 173H183V172H182ZM194 173H195V172H194ZM219 173H220V172H219ZM219 173H218V175H219ZM68 174H69V173H68ZM112 174H113V173H112ZM114 174H115V173H114ZM114 174H113V177L115 176V179L119 177V176L116 177L117 172H116V175H114ZM119 174H118V175H119ZM124 174H125V175H124ZM137 174H138V173H137ZM137 174H136V175H137ZM148 174H149V173H148ZM199 174H200V172H199ZM71 175H72V174H71ZM110 175H111V174H110ZM121 175H122V174H121ZM128 175H127V177H128ZM130 175H131V174H130ZM130 175H129L130 178H127V177H125V178H127V180L129 179L130 181H132L133 179H136L135 176H133V175L130 176ZM139 175L141 176V178H142L143 180H141V178H140ZM161 175H162V174H161ZM161 175H160V176H161ZM164 175H165V174H164ZM166 175H167V174H166ZM172 175H173V174H172ZM172 175H167L166 177H168V176H172ZM182 175H183V174H182ZM182 175H180V176H181L182 181H183V180H184V179H183V176H184V175H183V176H182ZM196 175H197V174H196ZM106 176H107V175H106ZM138 176H139L140 181H142V182H140V183L145 184V182L147 181V180H145V178H147V177H144V174H143V176H142V174H140V173L138 174ZM145 176H146V175H145ZM150 176H151V174L149 175V177H150ZM152 176H153V175H152ZM174 176H175V174H174ZM178 176H179V175H178ZM178 176H177V180L179 181L178 183H180L181 180H179ZM190 176H191V175H190ZM198 176L200 177V175H198ZM132 177H134V178H132ZM143 177H144V178H143ZM158 177H159V176H158ZM175 177H176V176H175ZM84 178H85V177H84ZM105 178H106V177H105ZM111 178H112V177H110V180H111ZM119 178H120V179H118L117 181H119V180H121V181H122V180H123V181L125 180L124 182L127 181L126 179H123V177H122V179H121V177H119ZM131 178H132V179H131ZM150 178H151V177H150ZM152 178H153L154 180H156V177L154 178V176H153ZM162 178L164 179V177H162ZM162 178H161V180H160V179H157V181L160 180V181H162L161 183H163L164 181H163ZM147 179H148V178H147ZM165 179H166V178H165ZM169 179H170V177H169ZM185 179H188L189 182L191 181V182L193 183V181H192L193 179H192V180H190V178H185ZM200 179H201V177H200ZM112 180H113V179H112ZM129 180H128V181H129ZM137 180H138V179H137ZM150 180H151V179H150ZM175 180H176V178H175ZM130 181H129V184L132 183V185H130V186H132V188H134L133 185L136 186L137 183H139V180H138V181L135 180V181H136L135 184H134V182H135L134 180H133L134 182H133V181L130 182ZM143 181H145V182H143ZM160 181H159V182H160ZM167 181H168V178H167L166 182H167ZM188 181H187V182L185 181V183H187V184H185V185H187L186 187L190 188L192 185L190 184L191 186H189V185H188V183H189ZM196 181H197V180H196ZM199 181H200V180H199ZM112 182H113V181H112ZM147 182H148V184L146 185V187L149 186V179H148ZM151 182H153V180H152ZM151 182H150V189L156 187L157 184L159 183V182H158V183H156V185H155V184L153 185ZM166 182H165V183H166ZM176 182H177V181H176ZM191 182H190V183H191ZM203 182H204V183H203ZM140 183H139L138 185H140ZM153 183H154V182H153ZM169 183H170V182H169ZM181 183L184 184L183 182H181ZM181 183H180V184H181ZM194 183H195V182H194ZM200 183H201V182H200ZM114 184H115V182H114ZM151 184H152L154 187H153ZM87 185H88V184H87ZM112 185H113V184H112ZM112 185H111V186H112ZM117 185H118V184H117ZM126 185H127V183L125 184V186H126ZM158 185H160V183H159ZM193 185H194V184H193ZM93 186H94V185H93ZM141 186H142V188L144 187L143 185H141ZM163 186H164V188H162V189H163V192L166 191V189L169 190V187H170V186L165 187L166 185L162 184V187H163ZM171 186H172V185H171ZM181 186H182V185H181ZM202 186H201V187H202ZM207 186H206V187H207ZM113 187H114V185H113ZM113 187H112V188H113ZM121 187H123V186H121ZM127 187H129V186H127ZM136 187H137V191H138V188H139V187H138V186H136ZM136 187L134 188L135 190H136ZM146 187H145V188H146ZM195 187L198 188L199 186H198V187L195 186ZM195 187L193 186V187H191V188L193 189V188H195ZM242 187H243V186H241V184L239 183V181L235 180V181H234V186H233V189H232L231 193H227V194H230L231 196H242L243 193H244V189H243ZM94 188H95V187H94ZM123 188H124V187H123ZM142 188H141V189H142ZM148 188H149V187H148ZM165 188H166V189H165ZM191 188H190V189H191ZM196 188H195V189H196ZM203 188H204V187H203ZM208 188H209V187H208ZM214 188H215V187H214ZM89 189H90V187H89ZM118 189H119V186H118ZM134 189H133V190H134ZM150 189H148V190H150ZM158 189H159V187L157 188V190H158ZM164 189H165V190H164ZM171 189H172V191H173V188H170V190H171ZM190 189H189V190H190ZM198 189H199V188H198ZM87 190H88V189H87ZM114 190H116V187L114 188ZM130 190H131V189H130ZM130 190H129V191H130ZM139 190H140V189H139ZM152 190H153V189H152ZM170 190H169V191H170ZM205 190H206V189H205ZM211 190H213V189H211ZM215 190H216V189H215ZM129 191L127 190V192H129ZM141 191H142V190H141ZM141 191H140V192H141ZM143 191L149 193L151 190H150V191H145V189H144ZM154 191H155V192H160V191L162 192V190L156 191V188H154ZM154 191H153V193H154ZM196 191H197V190H196ZM199 191H200V190H199ZM201 191H204V190H201ZM206 191H207V190H206ZM250 191H252V190H250ZM250 191H249V192H250ZM93 192H94V190H93ZM120 192H121V191H120ZM122 192H123V191H122ZM124 192H125V191H124ZM144 192H143V193H144ZM151 192H152V191H151ZM151 192H150V193H151ZM208 192H209V191H208ZM216 192H217V190L215 191V193H216ZM218 192H219V191H218ZM223 192H224V191H223ZM129 193H130V192H129ZM129 193H128V194H129ZM134 193H136V192H134ZM137 193H138V192H137ZM143 193H141V194H143ZM192 193H194V192H192ZM200 193H202V192H200ZM212 193H214V192H212ZM250 193H252V192H250ZM255 193H256V192H255ZM130 194H132V193H130ZM144 194H145V193H144ZM156 194L158 195V193H156ZM190 194H191V193H190ZM197 194H199V193L197 192ZM146 195H147V194H146ZM154 195H155V194H154ZM203 195H204V194H203ZM205 195H209V194H205ZM210 195H212V194H210ZM213 195H214V194H213ZM134 196H135V195H134ZM136 196H138V195L136 194ZM183 196H184V195H183ZM185 196H186V194H185ZM187 196H188V194H187ZM187 196H186V197H187ZM196 196H199V195H196ZM196 196H194V198H196L195 200H196V202H197L198 200H197V197H196ZM201 196H202V194L200 195L199 199L201 198ZM222 196H226V195H225V192L222 193ZM138 197H139V196H138ZM158 197H159V196H158ZM168 197H169V196H168ZM191 197H192V196L190 195V198H191ZM217 197H219V196L217 195ZM150 198H151V197H150ZM187 198H189V197H187ZM192 198H193V197H192ZM202 198H203V196H202ZM224 198H226V197H224ZM229 198H230V197H229ZM229 198H227V199L229 200ZM147 199H148V198H147ZM152 199H153V198H152ZM158 199H160V198H158ZM158 199L155 198V200H156L155 203L158 202V201H157ZM182 199H184V198H182ZM211 199H212V197H211ZM220 199H221V198H220ZM150 200H151V199H150ZM162 200H163V199H162ZM185 200H186V199H185ZM192 200H193V199H191L190 202H193V201H194V200H193V201H192ZM203 200H204V199L201 200V206H203L204 204L206 205V203H204V204L202 205V203H203L202 201H203ZM213 200H214V199H213ZM221 200H222V199H221ZM221 200H220V201H221ZM204 201H206V200H204ZM209 201H210V200H209ZM211 201H212V200H211ZM220 201H219V198H218V200L216 199V200L214 201V206H215V208H216V214H214V210H213V212L210 211V214L212 213L213 216L215 215V216H214V217H215V218H214V221H215V222L221 220V219L223 218V216H224V215L226 216V214L229 212V209H224V208L222 207L223 204L221 205V202H220ZM222 201H223V200H222ZM165 202H166V201H165ZM165 202H164V203H165ZM196 202H195V203H196ZM198 202H199V201H198ZM198 202H197V203H198ZM224 202H226V200H225ZM95 203H97V202H95ZM101 203H103V202H101ZM144 203H146V202H144ZM164 203H162V204H164ZM185 203H186V201H185ZM193 203H194V202H193ZM197 203H196V204H197ZM147 204H148V203H147ZM150 204H152V203H150ZM196 204H195V206H196ZM198 204H199V206H200V202H199ZM208 204H209V203H208ZM99 205H100V204H99ZM148 205H149V204H148ZM153 205L155 206V205H157V203L154 204V202H153ZM164 205H165V204H164ZM164 205H161V206L163 207V209H164ZM167 205H168V203H167ZM167 205H166V209H165V211L169 208V206H168V208H167ZM205 205L203 206V208L205 207ZM143 206H144V205H143ZM143 206H141V207H143ZM149 206H150V205H149ZM154 206H152V207H154ZM161 206L159 205V206H158L159 208H158V207H157V208L160 209ZM170 206H172V205H170ZM173 206H174V208H175V205H173ZM173 206H172V207H173ZM180 206H181V205H180ZM187 206H188V205H187ZM199 206H198V207H199ZM206 206L208 207L209 205H206ZM214 206H213V207H214ZM226 206H227V205H226ZM162 207H161V208H162ZM176 207H177V205H176ZM181 207H182V206H181ZM181 207H180V208H181ZM213 207H211V208H213ZM155 208H156V207H155ZM187 208H188V207H187ZM192 208L194 209V207H192ZM208 208H209V210L211 209L210 206H209ZM215 208H214V209H215ZM227 208H228V207H227ZM244 208H245V209H244ZM244 208H243V209L246 210L247 213H250V215H252V216H254V217H255V216H256V217L260 216V209H259L258 205H255V206L252 207V208H250V207H246V206H245ZM177 209H178V208H177ZM177 209H175L176 212L179 211V209H178V211H177ZM182 209H183V208H181L179 212H181ZM185 209H186V208H185ZM205 209H206V208H205ZM205 209H203V210H205ZM153 210H155V209H153ZM170 210H171V208H170L169 210H167V211H170ZM172 210H174V209H172ZM172 210H171L170 212H168V213H171ZM188 210H189V209H188ZM198 210H200V209H198ZM198 210H197V211H198ZM158 211H159V210H158ZM162 211H164V210H162ZM165 211H164V212H165ZM167 211H166V213H167ZM183 211H184L185 213L188 212V211H186V210H183ZM183 211H182L181 213H183ZM194 211H195V210H194ZM262 211H263V210H262ZM150 212H151V211H150ZM155 212H156V213H153V215H155V214L158 215L159 213H161V212H157V209L155 210ZM164 212H162V214H163V215L161 214L162 216H164V214L166 215V213H164ZM176 212L173 211L172 213L174 214V213H176ZM189 212L192 213V215L189 214V213H187V215H188V214L191 215L192 218H189V217H191V216L188 217V216L186 215V216H187V217L185 216V217H186V220H185L184 217H183V220L185 221L184 223L189 222L190 219H194V218L197 217V216H198V218H199V215H200V214H199V215L194 214V216H193V211L191 212V211L189 210ZM202 212H203V211H202ZM202 212L200 211L199 213H202ZM231 212H232V211H231ZM203 213H204V212H203ZM149 214H150V213L148 212V216H149ZM183 214H184V213H183ZM204 214H205V213H204ZM146 215H147V213H146ZM168 215H169V214H168ZM168 215H167V216H168ZM195 215H197V216H195ZM208 215H209V212H208ZM208 215H207V217H208ZM111 216H112V215H111ZM150 216H151V215H150ZM150 216H149V217H150ZM162 216H161V217H160V216H157V217L155 216V218H159V217H160V218H164V217H166V216H164V217H162ZM169 216H170V215H169ZM169 216H168V218L171 219V217H169ZM171 216H172V215H171ZM174 216H175V215H174ZM174 216H172V218H175V217H177V216L179 217V220H177L178 222L176 223V224H178V223L180 222V217H182V216H180V215H178V214H177L175 217H174ZM201 216H202V215H201ZM209 216H210V215H209ZM262 216H263V214H262ZM115 217H117V216H115ZM144 217H145V216H144ZM146 217H147V216H146ZM151 217H152V218H151ZM151 217H150L151 220L154 219V216H151ZM178 217H177L176 219H178ZM207 217H206V215H205V217L203 216V221H204V219L207 218ZM166 218H167V217H166ZM187 218H188V219H187ZM126 219H127V218H126ZM164 219H165V218H164ZM199 219H200V218H199ZM199 219H195V220H196V221L198 220V221H199V224H200V223L203 222V221H202V219H201V220H199ZM208 219H209V221H210L211 216H210ZM212 219H213V218H212ZM172 220H173V224H170V225L168 224V225H169V228H170V226L174 225L175 219H172ZM183 220H182V223H183ZM152 221H153V220H152ZM154 221H158V222H159V219H158V220L155 219ZM161 221H163V219H161ZM166 221H168V219L165 220L164 222H166ZM169 221H170V220H169ZM169 221H168V222H169ZM196 221H194V222H193V220L190 221V222H193V224L190 223V227H192V225H196V224H198V221H197V223L195 224ZM200 221H201V222H200ZM209 221H206V219H205V222H206L208 225H206L205 223H204V224H205L206 226H208V227L211 228V225H210V224H211L212 221H210V224L208 223ZM215 222H212L213 225H214ZM133 223H134V222H133ZM156 223H157V222H156ZM169 223H170V222H169ZM171 223H172V222H171ZM180 223H181V222H180ZM180 223H179V225H180ZM182 223H181V226L184 224V223H183V224H182ZM226 223H227V222H226ZM122 224H123V223H122ZM153 224H154V226L157 225V226H156L157 228L159 227V224H155V223H153ZM153 224H152V225H153ZM160 224H161V223H160ZM165 224H167V222H166ZM165 224H163V225H164L163 228H165ZM186 224H188V223H186ZM199 224H198V225H199ZM202 224H203V223H202ZM202 224H201V225H202ZM215 224H216V223H215ZM220 224H221V222H220ZM198 225H197V226H198ZM209 225H210V226H209ZM213 225H212V226H213ZM223 225H224V224H223ZM146 226H147V225H146ZM166 226H167V225H166ZM175 226H176V225H175ZM177 226H178V225H177ZM181 226H178V227L180 228ZM188 226H189V225H188ZM188 226H187V227H188ZM203 226H204V225H203ZM206 226H205V228H201V227H200V228L202 229V232L206 231V229H207ZM218 226H219V225H218ZM131 227H132V226H131ZM147 227H148V226H147ZM150 227H151V226H150ZM150 227H148V228H150ZM214 227H215V226H213L212 229H213ZM219 227H221V226H219ZM223 227H224V226H223ZM135 228H136V227H135ZM154 228H155V227H154ZM154 228H153V229H154ZM159 228H161V230H162V226H161V225H160ZM159 228H158V229H159ZM171 228H173V226H172ZM171 228H170V229H171ZM184 228H185L186 231L190 230L189 227H188V228H189L188 230L186 229V226H184ZM195 228L198 229L199 227H196V226H195ZM210 228H209V229H210ZM166 229H168V228H166ZM170 229H169V230H170ZM180 229H182V227H181ZM180 229H179V230H180ZM192 229H194V226L191 228V230H192ZM203 229H204V230H203ZM214 229H216V228H214ZM164 230H165V229H164ZM164 230H162V232H163ZM169 230H167V231H168V233L171 235V232H173V231L169 232ZM183 230H184V229H182V232L185 231V230H184V231H183ZM154 231H156V229H155ZM165 231H166V230H165ZM165 231H164V232H165ZM167 231H166L164 234H166ZM180 231H181V230H180ZM180 231H179V232H180ZM192 231H193V230H192ZM194 231H195V230H194ZM175 232H176V231H175ZM188 232H189V231H188ZM143 233H144V232H143ZM143 233H142V234H143ZM191 233H192V232H191ZM204 233H205V232H204ZM225 233H226V232H225ZM189 234H190V232H189ZM192 234H193V233H192ZM240 234H241V233H238L237 231H229V232L227 233V235H226V236H227L226 238L228 239V241H227V242H228V243H227V247H228V246H231L232 244H236V243H237L236 239H237V238H240V236H242L243 233H242L241 235H240ZM170 235H169V237H170ZM175 235H176V233H175ZM184 236H185V235H184ZM186 236H187V235H186ZM179 237H180V236H179ZM179 237H177V238H179ZM187 237H188V236H187ZM171 238H172V237H171ZM177 238H176V239H177ZM180 238H181V237H180ZM183 238H184V237H183ZM174 239H175V238H174ZM258 242H260V241H258ZM258 242H256V243H258ZM260 244H261V242H260ZM260 244H257V246H258V245L260 246ZM237 246H238V245H237ZM192 247H193V246H192ZM208 247H209V250H210V246H208ZM208 247H207V248H208ZM261 247H262V246H261ZM188 248H189V247H188ZM190 248H191V247H190ZM193 248H194V247H193ZM196 248H198V247H196ZM196 248H195V249H196ZM185 249H186V248H185ZM227 249H228V248H227ZM243 249H244V248H243ZM165 250H167V248H166ZM178 250H179V249H178ZM181 250H182V249H181ZM188 250H189V249H188ZM198 250H199V249H198ZM203 250H204V249H203ZM245 250H246V249H245ZM154 251H155V250H154ZM156 251H157V250H156ZM156 251H155V252H156ZM170 251H171V250H170ZM189 251H192V250H189ZM204 251H205V250H204ZM206 251H207V250H206ZM241 251H243V250L241 249ZM250 251H251V250H250ZM157 252H158V251H157ZM160 252H161V251H160ZM160 252H159V253H160ZM172 252H173V251H172ZM161 253H162V252H161ZM167 253H168V252H167ZM188 253H189V252H188ZM260 253H261V252H260ZM168 254H169V253H168ZM171 254H172V253H171ZM157 255H159V254H157ZM165 255H166V254H165ZM172 255H173V254H172ZM197 255H198V254H197ZM218 255H220V254H218ZM150 256H151V255H150ZM173 256H174V255H173ZM175 256H176V255H175ZM205 256H206V255H205ZM160 257H161V256H160ZM251 257H252V256H251ZM157 258H158V257H157ZM168 258H169V257H168ZM172 258H173V257H172ZM159 259H160V258H159ZM183 259H184V258H183ZM183 259H182V260H183ZM162 260H163V259H162ZM179 260H180V259H179ZM195 260H197V259H195ZM173 261H174V259H173ZM173 261H172V264H174ZM175 261H176V260H175ZM175 261H174V262H175ZM177 261H178V260H177ZM177 261H176V263H177ZM197 261H198V260H197ZM180 262H181V261H180ZM203 262H207V261L204 260V261H202V263H203ZM181 263H184V261H182ZM200 263H201V262H200ZM193 264H194V263H193ZM204 264H205V263H204Z\"/></svg>",
	"mask_w": 264,
	"mask_h": 264
},
{
	"label": "built area",
	"instance_id": "3",
	"mask_svg": "<svg viewBox=\"0 0 264 264\" xmlns=\"http://www.w3.org/2000/svg\"><path fill=\"white\" fill-rule=\"evenodd\" d=\"M242 221H243V220L240 219L239 217L233 216V217H231V219H230L229 222H230L231 224L235 225V226H236V225L239 226V225L242 223Z\"/></svg>",
	"mask_w": 264,
	"mask_h": 264
}]
</instances>
